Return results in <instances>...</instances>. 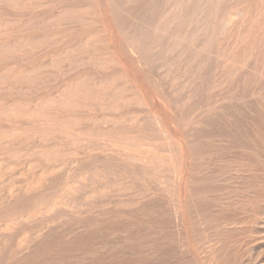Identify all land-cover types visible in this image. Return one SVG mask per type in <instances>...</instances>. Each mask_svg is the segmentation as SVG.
Returning a JSON list of instances; mask_svg holds the SVG:
<instances>
[{
    "label": "rangeland",
    "instance_id": "rangeland-1",
    "mask_svg": "<svg viewBox=\"0 0 264 264\" xmlns=\"http://www.w3.org/2000/svg\"><path fill=\"white\" fill-rule=\"evenodd\" d=\"M2 1H4V2H2ZM11 2V4H14V5H11L9 2ZM25 3H24V2ZM28 1H30L29 3H28ZM16 0V2H15V0H13V2H12V0H0V25H2V26H0V42L3 44V43H6L5 44V46L7 47H3L4 49H0V80H3V78H5L6 80H7V82L6 81H4V83L5 84H3V82L1 83L0 82V86H4L3 88L2 87H0V104H2L3 102H5V100H7L5 103H9V100L10 101H20L21 102V105L23 104V103H26L27 101L28 102H30L32 105L35 103H37L38 105L40 104V102L42 103V104H40V107L43 105V107H41V108H39L40 110H44V107L45 108H49V107H53L54 105H56V104H54L55 102H51L52 101V98L54 99L55 98V96L54 95H56L57 94V92L59 93V91H62L63 92V90H64V88H68L69 86H71V87H74L75 85H77V84H75L74 83V81H76V83L79 81V76H80V81L79 82H82V80L84 79V81L83 82H85V83H80V84H78V85H81V84H86V81H87V83H89L90 85H92V87H90V85L89 84H86L85 86H87V87H90V88H93V86L95 87V86H98L99 84L101 85V84H103L104 83V81H105V83L103 84V87H105L107 84H106V81L108 82H110V80L112 81V83H113V80H114V83L115 82H119V80L121 81V82H119L120 83V89L122 88V90L123 91H126L125 92V94L127 93V91H128V93L126 94L127 96H130L131 95V93H132V89L130 90V88L129 87H125V83L128 85V83H130V81H131V76H133V75H135L136 77H141V78H138V80L140 81V82H142L146 87H149V89L151 90V94H152V96H153V100L155 101L154 102V104L156 105L154 108H155V110H154V108H153V106H152V104L151 105H149L148 107L150 108H148L147 106H145V105H141V107H140V105L139 104H137L136 102H134V103H136V104H133V103H131V105L129 104V102L128 103H126L125 105H123V106H121V107H123L124 108V110L122 109V110H120L121 109V107H119V109H118V111L117 112H114V110L115 109H112V111H111V109L108 107V104L106 105L105 104V106L108 108V109H110V110H108L106 107V109L105 110H103V112L102 111H99V112H97V113H94V114H96V117L99 119V118H104L105 116H106V118H107V116L108 117H110L111 116V118L113 117L114 118V116L113 115H115V117L116 118H114V120H120L121 118H123V119H132V115L135 117H133L134 118V120H136V117H138L139 116V118H140V121L141 122H143L140 126H139V128L140 129H143L142 131H140V129H139V132H141L142 134L144 133V130H145V133L146 134H148V132L150 131V133L148 134V135H150L151 136V138L153 139V140H151V143H157L156 145H157V148H160L161 149V146L159 145V143H161L160 142V140H159V138H156V136H158L157 135V132L159 131V130H157V129H159L158 127H156V125L153 123V121L154 120H152V116H154V114L155 115H159V114H161L160 116L161 117H163L165 120H168L169 122H170V125L171 126H169L170 127V129L171 130H173L174 132H176L175 134H177L178 135V137H181V132L183 131V132H186L185 133V135L186 136H184V137H182V139L184 138L185 139V141L187 142L189 139L188 138H191L190 140H189V146H190V153L191 152H193V151H195V153H194V155L193 156H197L196 158H195V160H193V165H192V167H191V175L193 176V177H190V179L188 180L189 181V183H188V187H189V191H190V194H191V196H189L190 197V199H189V197H188V201H186V205H189L188 206V208L189 209H191V211L192 212H189L188 213V208L186 209V212H187V217L189 218V223H187V226L185 227V229L183 228V231L181 230V228L179 227V228H177V225L176 224H174L175 222V220H174V218H175V216L173 215V212H172V209H167L166 207L167 206H169V205H167V203H165L164 202V206H163V204H161V201H159L158 202V204H157V202L155 201H152V203L151 204H149V208L147 207V206H145L144 208H142L141 210L140 209H138L137 211H135V213H134V216H121V217H118V218H116V217H114V216H112L110 219V221H109V223L107 222H105L106 223V230L105 231H97V230H99V229H95L94 227L95 226H91L90 228H92L91 229V232H94V230H95V232L93 233V234H91L92 236H89V237H91V238H87V239H85V240H83L84 242H82V244H81V246H84V247H86L87 245H90V244H93V241H100V240H103V239H107L108 241H116L117 239V241H120L121 239H124V236H129V235H132L134 232H135V228L133 229V226L134 227H137V225L136 224H132V222H133V220H135L136 218H139V219H143L144 221L145 220H148V221H152V222H149L151 225H153L154 224V226H155V230L156 231H159V229H161V231L163 232V234H162V232L161 231H159L158 233L155 231V230H151V232H152V235H151V232H149L147 235H149V236H154V238L156 239V241L158 240V241H160L161 239L164 241V242H162L161 243V241L160 242H158V244H160L159 245V249H160V254L159 255H157L156 256V259H155V257L153 258V259H151V260H153V261H150L149 262V259L148 260H146V261H144L145 263H147V264H152V262L154 263V264H212V263H214V264H264V88H263V86H264V72H263V70H264V35H261V37L260 36H258V37H256L255 38V34H256V32H257V34L259 35V33L261 34L262 32H264L263 30L260 32L259 31V33H258V29H260V27L259 26H264V21H263V19H264V13H262V12H264L263 10H264V0H243V1H241L239 4L242 6H238V8H240L241 7V10L240 9H238V13H240L241 11V13H242V15L241 14H239V15H236L237 13H235V10H233V8H230L229 6V8L228 7H226L225 8V13H227V14H225L224 12L222 13V12H217V14L215 15V17L217 18V19H213V22H214V20H215V22L213 23V24H215L216 23V25H214V27L215 26H217L216 28V31H215V33L211 36V38H213V39H209L208 40V51H205L204 52V54H205V56H204V54H203V57H202V55H201V57L200 58H203L204 60H203V62L204 63H202V65H198V64H194V63H192V64H190V66H188V69H190V70H188V69H185L184 68V70L182 69V67H180L179 69H175V67L173 68V67H168L166 64H164V60L162 61V59L160 58L161 56H159V54H158V51H154V52H151V54L150 55H148V53L146 52V54L148 55V56H146V55H141V56H139L137 53H131L130 51H129V47H130V45H133V44H137V45H139V44H142L143 43V41H144V37H145V35L146 34H148V33H151L152 32V25H150V24H154L156 21H157V13L155 12V15H156V17H155V15H154V12H152L151 13V11L149 10V11H147L146 9L145 10H141L142 12L143 11H145V12H141L140 10L137 12H135V13H129V12H127V9H128V7H129V5H131L132 4V1L131 2H128V4L126 5L127 6V9H126V6H123L124 8H125V10H124V8H118L117 9V6H116V1L117 0H112L113 2V4H112V7H113V9H111V11L113 12H111V13H109L108 14V16H106V18L108 19V24L110 25V27H109V25L106 23V22H103V16H104V3L102 2V1H100V2H102V4H98V2H97V0H32V2H31V0ZM45 1V2H44ZM73 1V2H72ZM23 2V3H22ZM37 4L38 6H36L35 4ZM44 2V3H43ZM97 2V3H96ZM248 2V3H247ZM252 2V3H251ZM6 3V4H5ZM28 3V4H27ZM34 4L36 7H35V9L32 7V5L31 4ZM50 3V4H49ZM131 3V4H130ZM244 5H243V4ZM246 3V4H245ZM3 4V5H2ZM49 4V5H48ZM82 4V5H81ZM98 6H97V5ZM9 5V6H8ZM16 5V6H15ZM20 5H21V8H20V10H18L19 9V7H20ZM91 7H90V6ZM114 5V6H113ZM8 6V7H7ZM11 6V7H10ZM15 6V7H14ZM84 6H86V7H84ZM247 6V8H245V9H247V10H245L244 11V8L243 7H246ZM25 7H26V9H25ZM31 7V8H30ZM90 7V8H89ZM3 8V9H2ZM68 8V9H67ZM80 8H82V9H80ZM101 8H103V9H101ZM22 9V10H21ZM58 9V11H56ZM101 9V10H100ZM233 11H232V10ZM255 9V11H252V10H254ZM261 9H262V11H261ZM28 10V11H27ZM80 10V12H77V11H79ZM74 11H75V13H74ZM118 11V12H117ZM231 11V12H230ZM240 11V12H239ZM246 11H247V13H246ZM251 11H252V13L254 14H252L251 13ZM3 12H5V13H3ZM22 12H24V13H22ZM34 12V13H33ZM67 12H70V13H67ZM73 12V13H72ZM89 12V13H88ZM97 12V13H96ZM130 12H133V11H130ZM141 12V13H140ZM151 13V14H149V13ZM249 12V13H248ZM3 13V14H2ZM47 13V14H46ZM222 15H221V14ZM246 14L245 16H244V14ZM23 14V15H22ZM25 14V15H24ZM220 14V15H219ZM79 15V16H78ZM139 15V16H138ZM235 15V16H234ZM253 17H252V16ZM2 16V17H1ZM22 16V17H21ZM67 16H68V19H69V17L70 16H77V17H80L81 19L80 20H82V21H84V19H85V21L84 22H82V21H79V23H77V22H75V24L73 23V22H71L70 20H68L67 19ZM94 16V17H93ZM99 18H98V17ZM102 16V17H101ZM116 16V17H115ZM133 16V17H132ZM142 16V17H141ZM244 16V17H243ZM255 16V17H254ZM60 17H62V18H60ZM85 17V18H84ZM90 19H88V18ZM91 17V18H90ZM119 17H120V19H119ZM227 17V18H226ZM228 17H230V18H228ZM235 17V18H234ZM7 20H6V19ZM9 18V19H8ZM24 18H26V19H24ZM71 18V17H70ZM73 18V17H72ZM95 18V19H94ZM114 18H116V20L114 19ZM147 18H149V19H147ZM221 18V19H220ZM223 18H224V20H223ZM27 19H32V20H30L31 21V23L29 24L28 22H30L29 20L27 21ZM49 19H51V20H53V19H55V23L53 22V21H51V20H49ZM88 19V20H87ZM100 19V20H99ZM109 19H112L113 20V22H112V20H110L109 21ZM221 21H219V20ZM229 19V23H226V21ZM251 19V20H250ZM259 19V20H258ZM18 20V21H17ZM24 20V21H23ZM49 20V21H48ZM68 20V23L66 22ZM224 22H223V21ZM231 20H234V21H231ZM250 20V22H248ZM2 21V22H1ZM52 23H51V22ZM58 21V22H57ZM70 21V22H69ZM132 21V22H131ZM136 22V23H134V22ZM218 21V22H217ZM238 21H240V22H237ZM111 22H112V24H111ZM151 22V23H150ZM228 22V21H227ZM231 22H236L235 24H234V26H233V28L231 27V25H230V23ZM15 23H16V25H15ZM23 23H25V25L26 26H28V27H26ZM40 23H41V25H40ZM47 23V24H46ZM54 23V24H53ZM59 23V24H58ZM84 23V25H82V24ZM91 23V25H89ZM104 23V24H103ZM126 23H128V24H126ZM217 23H220V25L219 24H217ZM226 23V24H225ZM240 23V24H239ZM10 24V25H9ZM19 24V26H18V28H17V25ZM24 25V26H22V25ZM32 24V25H31ZM56 24V25H55ZM58 24V25H57ZM76 24H78V25H76ZM224 24V25H223ZM232 25H233V23H231ZM240 25V26H238V25ZM249 24V25H248ZM9 25V26H8ZM14 25V26H13ZM37 25V26H36ZM66 25V26H65ZM73 25L75 26L74 28H73ZM87 25V26H86ZM144 25V26H143ZM221 25H223V26H221ZM228 25V26H227ZM242 25V26H241ZM244 25V26H243ZM5 26H7V27H5ZM11 26H13V27H11ZM33 26V27H32ZM42 26V27H41ZM61 26V27H60ZM78 26V27H77ZM100 26V27H99ZM111 26H115V30L113 29V27H111ZM118 26V27H117ZM147 26H148V28L149 27H151V28H149V29H151L150 30V32H149V29H147ZM219 26V27H218ZM226 26V27H225ZM254 26V27H253ZM256 26L257 27H259V28H256ZM4 27V28H3ZM11 27V28H10ZM16 27V28H15ZM106 27H109L110 28V31H111V34H112V36H114L115 38H116V42L118 41V39H120L118 42L120 43H117L118 44V46L121 48V50H122V56L125 58V60H124V65H125V67H126V69H125V67H123V68H121L122 67V65L121 64H118L119 63V61L117 62V61H115V62H117V63H113L112 62V60L111 61H108V63H107V59L105 60V59H102L103 57H102V55L104 56V58H105V56L107 55V54H109V48H106V44H103V42H105L104 41V39L106 40V32H105V28ZM129 27V28H128ZM145 27V28H144ZM229 29H228V28ZM246 29H245V28ZM251 27L252 28H254V29H251ZM7 28V29H6ZM13 28V29H12ZM38 28V29H37ZM68 28V29H67ZM74 30H73V29ZM96 28H97V30H96ZM112 28V29H111ZM131 28V29H130ZM256 28V29H255ZM91 29H93V30H91ZM130 29V30H129ZM148 31H147V30ZM222 29H225V30H222ZM232 29V30H231ZM233 29H234V31H233ZM238 31H237V30ZM112 30H113V32H112ZM220 30H222V31H220ZM227 30H230L229 32L227 31ZM245 30V31H244ZM256 30V31H255ZM61 31V32H60ZM76 31V32H75ZM78 31V32H77ZM115 31V32H114ZM241 31V32H240ZM245 33H244V32ZM250 31H251V33H250ZM91 32V33H90ZM234 32V33H233ZM48 33V34H47ZM61 33V34H60ZM68 33V34H67ZM76 33H77V35H76ZM78 33L81 35H83V36H85V38H83V36H82V38H80L81 36L80 35H78ZM97 33V34H96ZM101 33V34H100ZM119 33V34H118ZM131 33V34H130ZM252 33H254V37H253V34ZM16 34H19V36H20V39L18 38L17 39V37H15V35ZM25 34V35H24ZM46 36V38H45V36ZM51 36H50V35ZM54 34V35H53ZM59 34V35H58ZM67 35V37H66V35ZM73 34H75V35H73ZM93 34H95L96 36L95 37H92V36H94ZM116 34H118V35H116ZM129 34H130V36H129ZM143 34H145V35H143ZM224 34H225V36H224ZM229 34H231V35H229ZM21 35L23 36H26V37H32L33 36V38H32V40L29 38H26L27 39V41H29V43H28V46H29V48H27V46L25 47V42L27 43V41H22V39L21 38H23V39H25L24 38V36L23 37H21ZM40 35H42L43 37H41ZM92 35V36H91ZM132 35V36H131ZM216 35V36H215ZM39 36V37H38ZM79 36V37H78ZM105 36V37H104ZM117 36V37H116ZM120 36V37H119ZM122 36H124V37H122ZM230 36V37H229ZM50 37V38H49ZM64 37H66V38H64ZM74 37H75V39H74ZM76 37H77V39H78V41H76ZM92 37V38H91ZM119 37V38H118ZM131 37V38H130ZM228 37H229V39H228ZM238 37V38H237ZM244 37V38H243ZM15 38V39H14ZM48 38V39H47ZM64 38V39H63ZM74 40H73V39ZM94 38V39H93ZM224 38H226V39H224ZM231 38H234V39H231ZM254 38V39H253ZM8 39V40H7ZM14 39V40H13ZM16 39L18 40V41H16ZM38 39V40H37ZM66 39V40H65ZM81 39V40H80ZM87 41H86V40ZM130 39V40H129ZM143 39V40H142ZM232 41H231V40ZM240 39V40H239ZM33 40H35V42L33 41ZM48 40V41H47ZM61 40V41H60ZM72 41V42H70V41ZM80 40V41H79ZM84 40V41H83ZM90 40H92V42H93V40H94V43L95 42H102L101 44H103L102 46L100 45V44H98V43H95L94 44V47H95V45L97 46V47H95V49L96 48H98L99 49V51L101 50V52H99V51H97L98 49H96L95 51H97V52H95L94 50H91V49H94V47L93 48H90V46L92 45H88V42ZM96 40V41H95ZM16 43H18V44H20V45H18V44H15L14 42ZM21 41V42H20ZM32 41V42H31ZM37 41V42H36ZM51 41V42H50ZM65 41V42H64ZM75 41H76V43H78V44H76L75 43ZM161 41L163 42V43H165V42H167V39L164 37L163 39H161ZM249 41H250V43H249ZM252 41H253V43H254V45H253V43H252ZM22 42H24V46H23V44H22ZM49 42L52 44V43H54V45H51V44H49ZM86 43L87 42V44L85 45V46H87V47H89L90 49H87V47L85 48V46L83 45V44H81V43ZM92 42H89V44L90 43H92ZM138 42H139V44H138ZM221 44H220V43ZM242 44H241V43ZM246 42H247V44H249V45H247L246 44ZM0 43V46H2V44ZM36 43H39V45L38 44H36ZM62 43H64V44H62ZM65 43H67V44H69V46H71L72 45V47H71V50H73L72 52H74V50H76L74 53L76 54V53H79V55H77L76 54V56H75V58H76V60L77 59H79V57L81 56V59L79 60V61H82V63L85 61V64L83 63L82 65H81V62H79V61H77V62H73L72 60H73V58H74V56H72V57H70L71 55H70V53L72 54V52L71 51H68V52H70V53H68L69 54V56H68V54H67V52H65V54L67 55V57H65V58H59L60 56L58 55L59 54V52H60V54L62 53V54H64V52H62V51H65L64 49V47H62V46H66L67 44H65ZM71 43H75L74 45L73 44H71ZM252 43V44H251ZM30 44L32 45V47L30 46ZM71 44V45H70ZM82 45L86 50H91L93 53H87V52H85L86 50L85 49H83L82 51L83 52H85V53H83V55H84V57L82 58V52H79L80 50H81V48H82V46H81V48H80V46H78V45ZM219 44H220V48H221V46H222V50L224 49V52L223 51H221L220 50V48H218L219 47ZM230 46H228V45ZM258 44V45H257ZM37 45V46H36ZM51 47H50V46ZM212 45V46H211ZM216 45V46H215ZM242 45V46H241ZM244 45H246V46H244ZM21 46H23V48L21 47ZM53 46V47H52ZM74 46H76V47H74ZM93 46V45H92ZM140 46V45H139ZM224 46V47H223ZM238 46V47H237ZM259 46H261V47H259ZM263 46V47H262ZM35 47V48H34ZM40 47V48H39ZM44 48V50H42L43 48ZM47 47V48H46ZM73 47H74V49H73ZM101 47V48H100ZM215 47V48H214ZM249 47V49L247 50V48ZM255 49H254V48ZM257 47V48H256ZM20 48H22L23 49V51H21V49ZM80 48V49H79ZM218 48V49H217ZM231 48V49H230ZM237 48V49H236ZM240 50H239V49ZM259 48V49H258ZM9 49V50H8ZM12 49V51H10ZM14 49V50H13ZM20 49V50H19ZM40 49V50H39ZM46 49V50H45ZM52 49V50H51ZM67 50L68 49H70L69 47L68 48H66ZM79 49V50H78ZM104 49H107V50H105L106 51V55H105V53L103 54V52H105V51H103ZM228 49H229V51H228ZM253 49H254V51H253ZM257 49V50H256ZM41 50L43 51V53L41 52ZM66 50V51H67ZM226 50V51H225ZM236 50H239V51H236ZM9 51L11 52V53H9ZM14 51H16L17 52V56H14L15 55V52ZM40 51V52H39ZM91 51H89V52H91ZM103 51V52H102ZM235 51L238 53H235ZM242 51V52H241ZM253 51V52H252ZM4 52V53H3ZM12 52H14L13 54H12ZM31 52V53H30ZM46 52H47V54H46ZM52 52H55L54 54H53V56H51L50 57V55H51V53ZM24 53V54H23ZM28 53V54H27ZM36 53V54H35ZM50 53V54H49ZM58 53V54H57ZM73 53V55H75ZM96 53V54H95ZM127 53V54H126ZM231 53V54H230ZM252 53V54H251ZM255 55H254V54ZM8 54V55H7ZM29 56V54L32 56H27V55ZM33 54V55H32ZM43 56H42V55ZM64 54V55H65ZM85 54H86V56H85ZM91 55V57L92 56H94V57H92V60H93V58H99V57H102V58H99V59H101V60H98V61H101V63L100 64H98V66H95V65H97L96 63H99V62H95V60L93 61L94 62V64H93V66H92V64L91 63H93V62H91V61H89L88 59H90V55ZM93 54V55H92ZM96 56H95V55ZM99 54H101V56L99 55ZM130 54V55H129ZM153 54H154V56H153ZM213 54V55H212ZM237 54V55H236ZM5 55H7V56H5ZM12 55H13V57H12ZM23 55V57H21ZM24 55H26L25 56V58H24ZM56 56V58H55V56ZM126 55V56H125ZM211 55V60H209V56ZM219 55V56H218ZM239 55H241V56H239ZM262 55V56H261ZM21 58H20V57ZM79 56V57H78ZM217 58H216V57ZM222 56H224V57H229V56H231L230 58H229V60H231V61H229V62H231L232 64H230V66L229 65H227V66H224V68H223V66H222V61H220V59L222 58ZM239 56V57H238ZM247 56V59L245 58ZM261 56V57H260ZM4 57V58H3ZM6 57H9V59H7ZM11 57L13 58L12 60H11ZM19 57V58H18ZM61 57H64V56H61ZM68 57H70V58H68ZM139 57V58H138ZM167 57H170V58H167V63L170 61V59L172 58L173 60H175V56L174 55H170V54H168V56ZM207 57V58H206ZM212 57H215L216 59H214V58H212ZM263 57V58H262ZM26 58H27V60H26ZM44 60H43V59ZM67 58H68V60L70 59L73 63H77V64H79L80 63V66H78L77 67V64L76 65H74V64H70V66L72 67V68H68V70H67V73H66V71H64V70H62V69H59V68H57V66H55L56 68H57V70H60V71H58V73H57V70H51V68H50V64H54V60L55 61H61L62 59H64V61H68L67 60ZM72 58V59H71ZM74 58V59H75ZM106 58H109V55H107V57ZM111 58V57H110ZM127 58V59H126ZM145 58V59H144ZM149 58H151V59H149ZM244 58V59H243ZM24 59H25V61H24ZM61 59V60H60ZM140 59V60H139ZM171 59V60H172ZM213 59V60H212ZM241 59V60H240ZM250 59H252V60H250ZM50 60L52 61L51 63H49V65H48V62H50ZM76 60H74V61H76ZM84 60V61H83ZM88 60V61H87ZM91 60V59H90ZM105 61V63L103 64V65H105V66H102V62H104ZM145 62H144V61ZM149 60H151V61H149ZM205 60H206V62H205ZM215 60V61H214ZM244 60V61H243ZM17 61V62H16ZM64 61H61L60 62V64L59 65H61V63L63 64L64 63ZM70 61V62H71ZM140 61V62H139ZM148 61V62H147ZM208 61V62H207ZM213 61H214V63H213ZM24 62V63H23ZM41 62H42V64H41ZM109 62H111V63H113L112 65H111V63H109ZM142 62H144V63H142ZM237 62V63H236ZM241 62H243V64L241 63ZM44 63V64H43ZM45 63H47V64H45ZM87 63H89V64H87ZM109 64V65H107V64ZM149 63V64H148ZM151 63V64H150ZM262 63V64H261ZM10 66H9V65ZM21 64V65H20ZM57 64V65H58ZM117 64V65H116ZM209 64V65H208ZM240 66H239V65ZM14 65H16V66H14ZM42 65H43V69H41V68H39L38 66H41L42 67ZM48 65V70H46L45 68H46V66ZM55 65H56V63H55ZM58 65V66H59ZM73 65H74V67H75V69H74V67H73ZM156 65H158V68L156 67ZM212 65V66H211ZM237 65H238V67H237ZM260 67H259V66ZM17 66H21L22 68H21V71H22V69L24 68H26V69H29V70H26V71H24V72H21V71H18L19 69L17 68ZM30 66V67H29ZM45 66V67H44ZM54 66V65H53ZM52 66V69H56V68H54ZM114 66V67H113ZM119 68H118V67ZM166 66H167V68H166ZM194 66V67H193ZM209 68H208V67ZM221 66V67H220ZM229 66V67H228ZM236 66V67H235ZM33 67V68H32ZM34 67H38L39 69H41V70H39V69H37V68H35V70H36V72H35V70H34ZM80 67V68H79ZM82 67V68H81ZM110 67V69H109V72H108V68ZM112 67V68H111ZM134 67H135V69H134ZM148 67V68H147ZM150 67V68H149ZM156 67V68H155ZM191 67H192V69H191ZM15 68L16 69H18V70H15ZM34 70V72H32L33 70ZM77 68V69H76ZM114 68V69H113ZM166 68V69H165ZM205 68H206V70H207V68L209 69V70H205ZM225 68H227V69H225ZM246 69V71H245V69ZM2 69H4V70H2ZM32 71H31V70ZM69 69H73L72 71H73V73L72 72H70L69 71ZM82 71H81V70ZM86 69V70H85ZM122 69V70H121ZM129 69V70H128ZM147 69V70H146ZM113 70V71H112ZM139 70V71H138ZM152 70H153V72H152ZM192 70V71H191ZM217 70V71H216ZM249 70H251V71H249ZM3 71H7L6 73V75L7 76H5V72H3ZM30 71V72H29ZM50 71H51V73H50ZM62 71H64V72H62ZM85 71V72H84ZM107 71V72H106ZM112 71V72H111ZM125 71V72H124ZM147 71V72H146ZM156 71V72H155ZM163 71L165 72V73H163ZM204 71V72H203ZM3 72V73H2ZM21 72V73H20ZM27 72V73H26ZM77 72V73H76ZM88 72H89V74L90 75H88ZM121 74H120V73ZM126 73V75H127V73H128V75L127 76H123L124 75V73ZM143 72V73H142ZM172 72V73H171ZM210 72V73H209ZM219 72V73H218ZM223 72V73H222ZM228 72V73H227ZM261 72V73H260ZM33 73H34V75H36V73H37V75L39 74V76H35L34 78H32V79H36L37 77L38 78H40V79H42V81H40L39 79H38V82H41V83H39L38 84V82L35 80V81H33L30 77L32 76L33 77ZM43 74L42 76H41V74ZM59 73L62 75V77H60L61 75H59ZM65 73H66V75H65ZM79 73V74H78ZM81 73V74H80ZM85 73V74H84ZM123 73V74H122ZM168 73V74H167ZM196 73H198V74H196ZM226 74V75H223V74ZM255 73V75H253ZM29 74H32L31 76L29 75ZM54 74V75H53ZM55 74H57L56 76H55ZM93 74V75H92ZM112 74V75H111ZM114 74V75H113ZM118 74V76H116ZM131 74V75H130ZM137 74V75H136ZM195 74V75H194ZM211 74V75H210ZM222 74V75H221ZM227 74H228V76H227ZM246 74V75H245ZM248 74V75H247ZM72 75V76H71ZM75 75V76H74ZM84 75V76H83ZM96 75V76H95ZM121 77H120V76ZM142 75V76H141ZM168 75V76H167ZM196 75H198V76H196ZM258 75V76H257ZM12 76V77H11ZM91 76H93V77H91ZM100 77V78H102V80L104 79V77H106V79H104L103 80V83L101 82V79H100V83L98 84V82H99V80H98V78H96V77ZM102 76V77H101ZM123 76V77H122ZM165 76H167V78H165ZM189 76H190V78H189ZM232 76V77H231ZM236 76H237V78H236ZM250 76V77H249ZM3 77V78H2ZM25 77V78H24ZM28 77L31 79H28ZM58 77V78H57ZM70 77V78H69ZM89 77H90V79H89ZM143 77V78H142ZM148 77V78H147ZM163 77V78H162ZM192 77V78H191ZM223 77V78H222ZM262 77V78H261ZM21 78V79H20ZM54 78V79H53ZM89 79V81H88V79ZM92 78H94V79H92ZM95 78H96V80H95ZM159 78V79H158ZM161 78H162V81H161ZM178 78V79H177ZM231 78V79H230ZM4 79V80H5ZM23 79V80H22ZM26 81H25V80ZM87 79V80H86ZM156 81H155V80ZM218 79V80H217ZM22 80V81H21ZM29 80H30V82H29ZM72 80V81H71ZM78 80V81H77ZM92 80H94V81H97V83H95V82H93ZM125 80H127V81H125ZM154 80V81H153ZM165 80V81H164ZM200 80V81H199ZM212 80V81H211ZM240 80H242V81H240ZM259 80H262V81H259ZM24 81V82H23ZM32 81V82H31ZM55 81V82H54ZM59 81V82H58ZM125 81V82H124ZM197 81H198V83H197ZM216 81H218V83L216 82ZM237 81V82H236ZM253 81V82H252ZM35 82H37V83H35ZM43 82H45V83H43ZM51 82H53V83H50ZM74 83V85L72 84V83ZM108 82V83H109ZM155 82H156V84H155ZM165 82V83H164ZM169 82V83H168ZM190 82V83H189ZM201 82V83H200ZM216 84H215V83ZM222 82V83H221ZM242 82H245V83H243L242 84ZM26 83L28 84L27 85V89H29V88H31V84L30 83H32V88H36V89H38V90H36L38 93H35L36 91H35V89L33 90V89H30L29 91L31 92H29L28 90H26V88H24L23 86L24 85H26ZM68 83V84H67ZM160 83V84H159ZM171 83V84H170ZM189 83V84H188ZM200 83V84H199ZM212 83V84H211ZM234 83V84H233ZM237 85H236V84ZM240 83V84H239ZM10 84V85H9ZM50 84V85H49ZM52 84H54V85H52ZM71 84V85H70ZM158 84V85H157ZM191 84V86H188V85H190ZM217 84H220V85H217ZM245 84H247V85H245ZM261 84H263L262 86H261ZM5 85H7V87L5 86ZM11 85H13V87L11 86ZM18 85V86H17ZM20 85V86H19ZM23 85V86H22ZM57 85H58V89H56L57 88ZM67 85V86H66ZM155 85L157 86V87H155ZM224 85V86H223ZM8 86H10V88H12V89H10ZM22 86V87H21ZM28 86H30L29 88H28ZM52 86V87H51ZM61 86V87H60ZM64 86V87H63ZM159 86V87H158ZM162 86H164V87H162ZM181 86H182V88H183V90H182V88H181ZM211 86V87H210ZM215 86V87H214ZM216 86H218V87H216ZM228 86V87H227ZM239 86V87H238ZM251 86H252V88H251ZM261 86V87H260ZM18 87V89L20 90V92H19V90L18 89H16ZM21 87V88H20ZM168 87V88H167ZM191 87V88H190ZM193 87V88H192ZM9 88V89H8ZM40 88V89H39ZM62 88V89H61ZM176 88V89H175ZM194 88H196V89H194ZM212 88V89H211ZM220 88V89H219ZM236 88V89H235ZM243 88V89H242ZM261 88V89H260ZM6 89V90H5ZM26 91L25 93L23 92L22 93V91H24V90ZM201 91H200V90ZM210 89V90H209ZM232 89V90H231ZM244 89H246V90H244ZM14 90V91H13ZM176 90H178V91H176ZM180 90V91H179ZM198 90V91H197ZM212 90V91H211ZM214 90V91H213ZM220 90V91H219ZM242 90V91H241ZM250 90H252V92L250 91ZM255 90V91H254ZM7 91V92H6ZM9 91V92H8ZM12 91V92H11ZM129 91L131 92L130 93V95H129ZM211 91V92H210ZM216 91H218L217 93H221L223 96V100H222V102L220 103V101H219V103L220 104H216V103H213V101L211 100L212 98H211V94L213 93V92H215L216 93ZM41 92V93H40ZM51 94H49V93ZM178 92H180V93H178ZM194 92V93H193ZM199 92V93H198ZM201 92V93H200ZM203 92V93H202ZM205 92V93H204ZM225 92V93H224ZM256 92H259V93H256ZM14 94V96H13V94ZM28 93V94H27ZM40 93V94H39ZM54 93V94H53ZM185 93V94H184ZM189 94L190 95V99L189 98H186L185 97V95L186 94ZM191 93V94H190ZM209 93V94H208ZM224 93V94H223ZM227 93V94H226ZM7 94V95H6ZM22 94H27V95H22ZM35 94H37V95H35ZM182 94V95H181ZM226 94V95H225ZM20 95H21V100H19V98H20ZM30 95V96H29ZM54 97H53V96ZM160 95V96H159ZM174 95H176V96H174ZM192 95V96H191ZM204 95V96H203ZM48 96L50 97V98H48ZM200 96H202V97H200ZM23 97H24V99L25 100H23ZM33 97V98H32ZM52 97V98H51ZM130 97H132V95L130 96ZM129 97V98H130ZM160 97V98H159ZM163 97V98H162ZM226 97V98H225ZM229 97H230V99H229ZM170 98V99H169ZM204 98H205V100H204ZM50 99H51V101H50ZM105 99V98H104ZM104 99H103V101H104ZM168 99V100H167ZM196 99V100H195ZM199 99H203L204 101V103L203 102H201V100H200V102L198 103V101H199ZM40 101V102H39ZM105 101H107V98H106V100ZM184 101V102H183ZM232 101V102H231ZM197 102V103H196ZM209 102V103H208ZM213 104H212V103ZM226 102V103H225ZM235 102V103H234ZM237 102V103H236ZM50 103H53L52 105H50ZM107 103V102H106ZM163 103V104H162ZM167 103V104H166ZM182 103V104H181ZM184 103L185 104H187V105H184ZM201 103H203V104H201ZM34 104V105H35ZM36 104V105H37ZM46 104H48V105H50V106H46ZM159 104V108H158V105ZM170 104V111H169V109L167 108V107H169L168 105ZM191 106H190V105ZM211 104H212V106H211ZM240 104V105H239ZM3 105V104H2ZM24 105V104H23ZM35 106V107H39V106ZM130 105V106H129ZM181 106V108L179 107V110H178V106ZM182 105L183 106H185L184 107V109L186 108V110L184 111V109H183V107H182ZM219 105H221V106H219ZM226 105V106H225ZM228 105V106H227ZM249 105V106H248ZM254 105V106H253ZM124 106H126V107H124ZM127 106H128V108H127ZM172 106V107H171ZM58 107H60V105L58 106ZM131 107L133 108V109H131ZM152 107V108H151ZM157 107V108H156ZM216 107V108H215ZM235 107H236V109H235ZM240 107V108H239ZM243 107V108H242ZM255 107V108H254ZM262 107V108H261ZM125 108H127V109H125ZM160 108H162V109H160ZM174 108V109H173ZM206 108V109H205ZM218 108V109H217ZM221 108V109H220ZM224 108V109H223ZM36 109H38V108H36ZM38 109V110H39ZM137 109V110H136ZM149 109V110H148ZM192 109V110H191ZM227 109H228V111H227ZM244 109V110H243ZM96 110H98V109H95V110H90V112H89V114L91 115V114H93L92 113V111H96ZM99 110H102V109H99ZM120 110V111H119ZM138 110H140V111H138ZM161 110V111H160ZM163 110H165V111H163ZM188 110H189V113H188ZM241 110V111H240ZM129 111V112H128ZM132 111V112H131ZM135 111V112H134ZM139 112V114H137L138 112ZM172 111V112H171ZM180 111V112H179ZM182 111V112H181ZM245 111V112H244ZM251 111V112H250ZM106 112H108V113H106ZM112 112V113H111ZM114 112V113H113ZM123 112H124V114H123ZM158 112V113H157ZM162 112V113H161ZM185 113V116L186 117H184V116H181L182 114H184ZM198 112V113H197ZM200 112V113H199ZM217 112V113H216ZM227 112V113H226ZM101 113H103V115H101ZM152 113V114H151ZM171 113H173L174 115H171ZM180 113V114H179ZM231 113V114H230ZM81 116H86L85 115V113L84 112H81V113H79ZM107 114H109V115H107ZM118 114H120V117H121V114H122V117L120 118L119 116H118ZM129 115V117L130 118H127L126 116L127 115ZM135 114V115H134ZM164 114V115H163ZM179 114V115H178ZM200 114V115H199ZM217 114V115H216ZM220 114H222V115H220ZM240 114V115H239ZM124 115H126V116H124ZM131 115V116H130ZM152 115V116H151ZM169 115V116H168ZM192 115H195L194 117H196V118H191L192 117ZM219 115V116H218ZM149 116V117H148ZM188 116V117H187ZM200 116V117H199ZM221 116V117H220ZM235 116V117H234ZM247 116V117H246ZM4 117V118H3ZM126 117V118H125ZM142 117H143V120H142ZM232 117V118H231ZM139 118H138V120L137 121H139ZM172 118H173V122H172ZM184 118H185V120H184ZM187 118H188V123L186 122V120H187ZM197 118H199V123L198 122H195V119H197ZM201 118H202V120H201ZM213 118H214V120H213ZM220 118H221V120H220ZM250 118H251V120H250ZM4 120V121H3ZM5 120H7V121H9L10 120V118L8 117V116H3V115H1L0 116V129L1 128H3L2 130H4V132L3 133H5V130H6V124H7V122H5ZM146 120V121H145ZM176 120V121H175ZM178 120V121H177ZM209 120V121H208ZM238 120H240V121H238ZM3 121V122H2ZM212 121H214V122H211ZM222 121V122H221ZM245 121V122H244ZM150 122V123H149ZM205 122H208V123H205ZM248 122H250V123H248ZM9 123H10V121H9ZM173 123V124H172ZM180 123V124H179ZM192 123H194L195 124V126L192 124ZM222 123V124H221ZM252 123V124H251ZM151 124V125H150ZM199 124V125H198ZM224 124V125H223ZM234 124V125H233ZM246 124V125H245ZM146 125V126H145ZM176 125H179L180 127H178V126H176ZM182 125V126H181ZM227 125V126H226ZM237 125V126H236ZM250 125H252V126H254V125H256V126H254V127H252V126H250ZM90 126V125H89ZM121 126H122V128H121ZM176 126V127H175ZM232 126V127H231ZM243 126V127H242ZM118 127L120 128V129H118ZM154 127H156V128H154ZM175 127V128H174ZM196 127V128H195ZM198 127H199V129H198ZM203 127V128H202ZM229 127V128H228ZM247 127H248V129H247ZM250 127V128H249ZM89 127H88V125L86 126V129H88ZM123 128H126L125 126H123V125H118L117 127H116V129H118V130H121V129H123ZM146 128V129H145ZM150 128V129H149ZM178 131L179 129V131L177 132L176 130ZM221 129V130H220ZM231 129H232V131H231ZM235 129V130H234ZM254 131V132H252V133H254V134H252V133H250L251 131ZM253 129V130H252ZM155 130H157V131H155ZM224 130V131H223ZM1 131V130H0ZM152 131H155V133L154 132H152ZM203 132V133H202ZM215 132V133H214ZM224 132V133H223ZM226 132V133H225ZM228 132V133H227ZM247 132V133H246ZM0 133H2V132H0ZM136 133V134H135ZM133 135V137L134 138H141V136H139V134L140 133H138V132H135ZM189 133V134H188ZM195 133H197V134H195ZM233 133V134H232ZM249 133V135L251 136V139L253 140L252 142V146L250 145L251 144V142H250V144L249 143H247V140L249 139V138H247V136L248 135H246V136H244V138H243V135H245V134H248ZM183 134V133H182ZM218 134V135H217ZM223 134V135H222ZM225 134V135H224ZM227 134V135H226ZM184 135V134H183ZM189 135L191 136V137H189ZM193 135V136H192ZM152 136H154V137H152ZM240 136V137H239ZM188 139H186V138ZM195 137V138H194ZM211 137V138H210ZM218 137V138H217ZM223 137V138H222ZM226 137V138H225ZM228 137V138H227ZM93 138H97L98 139V136H93ZM215 138V139H214ZM245 138H247L246 140H245ZM25 138H22L21 140H19V141H23V143L22 144H24V146L19 142L18 143V141H15V142H13V144H12V148H14V149H12L13 150V152L15 151V149L16 150H18L19 149V153H17V151H15L16 152V155H13L12 157H11V150H10V152L8 153V154H5V156L4 157H0L1 159H0V163H4L3 165L2 164H0V173L2 174L1 176H0V183H2L3 181H4V179L7 181H4L3 183L5 184V186H4V184L3 185H1L0 184V186H3V188H1L0 187V189L2 190L3 189V191H0L1 193V195L3 194L2 192H6L5 194H3V196H5L6 194H7V192H8V190L9 189H7V190H4V189H6V188H8V186H9V188L11 187L12 189L13 188H17V187H19V186H21L22 184L24 185V182H28L27 181V177H30V178H28L29 180L31 179L32 181L35 179V177L37 176V174L39 175V172L42 170V168H44V166H45V164L44 163H39L38 164V162H36L35 160H33L31 163H30V166H29V164H28V162L26 163L25 161H26V159L28 160V158H24L23 156H22V154H25V152H26V154H27V150L24 152L23 150H25V149H23V148H25V146L27 147L28 146V151H29V153L30 152H32V150L34 149V147H35V142L33 141V140H31L32 138H26L27 140H30L29 142L28 141H26V139L24 140ZM157 141H156V140ZM176 139H179V138H176ZM212 139V140H211ZM230 139V140H229ZM233 139V140H232ZM257 139V140H256ZM159 140V141H158ZM226 140V141H225ZM47 141V140H46ZM153 141V142H152ZM169 141H173V139L172 138H170L169 139ZM191 141V142H190ZM211 141V142H210ZM215 141V142H214ZM221 141V142H220ZM223 141V142H222ZM225 141V142H224ZM240 141V142H239ZM242 141V142H241ZM26 142H28L29 144L30 143H32V144H30V146H29V144L27 143L26 144ZM35 144H34V143ZM43 142V141H42ZM54 142L55 143H57L55 140H54ZM54 142H52V143H54ZM213 142V143H212ZM246 142V143H245ZM52 143H50V142H46V143H44L46 146H44V148L46 149V150H54L55 149V146H54V144H52ZM218 143V144H217ZM237 143V144H236ZM15 144H16V148H15ZM17 144H21L22 145V147H20L19 145V147L17 146ZM43 144V145H44ZM47 144H49V148L47 147L48 145ZM174 144H175V142H174ZM191 144H192V146H191ZM227 144V145H226ZM235 144V145H234ZM247 144V145H246ZM248 144L250 145V147L248 146ZM257 144V145H256ZM32 145V146H31ZM50 146L51 147H53V148H51L50 149ZM75 146L77 147V149L75 148ZM168 146L169 145H167V146H165V147H167L168 148ZM171 146V145H170ZM169 146V148H168V151H166V153H165V151H162V150H159L161 153H160V155H162V156H170V158H171V156L173 155V153L175 152V149H173V146H171L170 147ZM175 146H177V144L175 145ZM174 146V147H175ZM228 148H227V147ZM232 146V147H231ZM239 146V147H238ZM243 146H244V148H243ZM246 146V147H245ZM5 147H8V146H5ZM18 147V148H17ZM66 147H68V149H69V147L71 148V146H66ZM79 146L77 145V144H74V146L72 145V149L71 150H73L72 152H74V149H76L77 151H82L83 149L82 148H78ZM192 147V148H191ZM199 147V148H198ZM242 147V148H241ZM251 147H253V148H251ZM74 148V149H73ZM93 148V147H92ZM198 149L199 150V152H198V150H196V149ZM205 148H207V150L205 149ZM233 148V149H232ZM11 149V148H10ZM27 149V148H26ZM67 148H65L63 151H62V153L63 154H65L64 153V151L66 152L67 151V157L69 156L73 161L71 162V164L73 163V165H72V167H71V172L72 171H75L76 170V168L80 165L79 163L80 162H78V163H76V161H75V159L77 158V156H78V154H77V156H75V155H72V152H71V150L69 151ZM174 150V151H172V150ZM201 149V150H200ZM229 149V150H228ZM243 149V150H242ZM204 150H206L205 152H204ZM259 150V151H258ZM8 151H9V147H8ZM69 151V152H68ZM77 151H76V153H77ZM94 151V150H93ZM170 151H171V153H172V155H171V153H170ZM208 151V152H207ZM239 151H240V153H242V154H240L239 153ZM258 153H257V152ZM23 152V153H22ZM78 152V153H79ZM98 153V150H95L94 151V153L93 154H95V153ZM165 153V155H164V153ZM168 152V153H167ZM210 152H212V153H210ZM221 152V153H220ZM236 152V153H235ZM69 153V154H68ZM205 153H208V155L206 156H204V154ZM244 153V154H243ZM247 153V154H246ZM254 153V154H253ZM11 154V155H10ZM13 154H15V153H13ZM17 154H19V155H17ZM30 154H32V153H30ZM74 154H75V152H74ZM80 154V153H79ZM158 154H159V152H158ZM193 153H191V155H192ZM214 154V155H213ZM253 154V155H252ZM20 155H21V157H20ZM97 155H99V154H97ZM202 155V156H201ZM244 157H243V156ZM251 157H250V156ZM14 156H17L16 158L18 159V157H20V158H22V159H18V160H22L21 162L20 161H18L17 159V162H16V160H10L11 158H13ZM34 155H31V156H29V157H33ZM201 156V157H200ZM228 156V157H227ZM96 157H98V156H96ZM173 157V156H172ZM198 157H200V158H198ZM231 157V158H230ZM250 157V158H249ZM254 157V158H253ZM235 158V159H234ZM256 158V159H255ZM7 159H9V160H7ZM30 159V158H29ZM32 159H34V158H32ZM238 159V160H237ZM249 159H251V160H249ZM263 159V160H262ZM232 161V164H231V161ZM236 160H237V162H236ZM240 160V161H239ZM248 160V161H247ZM4 161V162H3ZM14 161V162H13ZM35 161V162H34ZM195 161H197V163L195 162ZM235 161V162H234ZM252 161V162H251ZM5 162H6V164L7 165H9V166H7V168L6 169H4V166H6V164H5ZM234 162V163H233ZM239 162V163H238ZM241 162V163H240ZM250 162V163H249ZM34 165H33V164ZM75 163H76V165H75ZM85 163V162H84ZM87 163V162H86ZM209 163V164H208ZM244 163V164H243ZM247 163V164H246ZM253 163V164H252ZM11 164V165H10ZM12 164H14L13 166H12ZM17 164H19L18 165V169H16L17 168V166L16 165ZM23 164H25V165H23ZM44 164V165H43ZM236 164V165H235ZM239 164V166L240 167H238L237 165ZM24 167H22V166ZM43 165V166H42ZM194 165L196 166V168L194 167ZM215 165V166H214ZM233 165V166H232ZM251 165H253V166H251ZM15 166H16V168H15ZM33 166H34V168H35V171L36 170H39L38 171V173H37V171L36 172H34V170L32 171V169H33ZM199 168H198V167ZM223 166V167H222ZM238 167L237 169L239 170H241V169H243V170H241V171H234V169L232 168V167ZM243 166L245 167V168H243ZM250 167V168H248V167ZM19 167H21V168H23L25 171H27L26 173L25 172H23V169L22 170H20V168ZM31 168V174L33 175H31L30 176V173H29V170L30 169H27V168ZM36 167H37V169H36ZM74 167H75V169H74ZM222 167V169H220ZM226 169H225V168ZM235 167V168H236ZM13 168V171L12 170H10V169H12ZM38 168H40V169H38ZM232 168V170H229V169H231ZM2 169H4V170H2ZM16 169V170H15ZM198 169H200V170H198ZM202 169V170H201ZM251 169V170H250ZM1 170H2V172H1ZM5 170H7V171H5ZM197 171V172H196ZM205 171V172H204ZM245 173H244V172ZM4 172V173H3ZM6 172H7V175H8V173H10V175L8 176V177H6L7 175H6ZM19 172H21V175L23 174V176L25 177V179H26V181H25V179L23 178V180H24V182H23V180L21 179V181H20V178L21 177H18V176H16L17 174H19ZM88 172V171H87ZM165 172V171H164ZM163 172V173H164ZM167 172V171H166ZM169 172H171V175L173 174V172L172 171H169ZM199 172V173H198ZM231 172H234L233 173V175H232V173ZM241 172V173H240ZM29 173V174H28ZM34 173L36 174V175H34ZM46 173V172H45ZM44 173V175L46 176L47 174H45ZM197 173V174H196ZM220 173V174H219ZM6 176H5V175ZM13 174V175H12ZM14 174H16V175H14ZM167 174L168 173H165V177H164V174H163V177L165 178V179H163V177H161L160 179H162V180H156V183L158 184V187H159V185H160V187H161V190H162V193H164V188H162V186H163V184L166 182V183H168L170 186L172 185V183L173 182H171V181H174V178L172 177V176H170L169 174V177H168V179L166 180V176H167ZM208 176H207V175ZM214 174V175H213ZM237 174H239V176H241V177H243V178H241V177H239ZM20 175V174H19ZM20 175V176H21ZM26 175H28L27 177H26ZM212 175V176H211ZM242 175H244V176H242ZM2 176H5L6 178H4V177H2ZM10 176L11 177H13V180L14 181H10V179L12 180V178H10ZM16 176V177H15ZM22 176V177H23ZM195 176V177H194ZM212 177V178H210V177ZM18 177V181H15V180H17L16 178ZM33 177H34V179H33ZM197 177V178H196ZM207 177H209V178H207ZM10 178V179H9ZM15 178V179H14ZM37 178V177H36ZM169 178H171V181L169 180ZM172 178H173V180H172ZM193 178V179H192ZM221 180H223V181H221ZM224 178V179H223ZM196 179H198V181L196 180ZM207 179H209V180H207ZM230 181H229V180ZM245 179V180H244ZM251 179H253V180H251ZM151 181H149L148 180V184L151 186H153V188H155L156 189V183H155V181L154 180H152V179H150ZM168 180H169V182H168ZM227 180V181H226ZM244 180V181H243ZM153 181V182H152ZM158 181L159 182H163V181H165L164 183H158ZM214 181V182H213ZM9 182V183H8ZM12 183V185H11V183ZM17 182V183H16ZM22 182V183H21ZM30 183H32L31 181H29ZM152 182V184H150ZM204 182V183H203ZM6 183H7V187H6ZM19 183H21V185H19ZM154 183H155V187H154ZM165 183V184H166ZM191 183V185H189ZM200 184V185H198V184ZM207 183V184H206ZM213 183H215V184H213ZM13 184H17V185H19V186H15V185H13ZM128 184V183H127ZM161 184H162V186H161ZM164 184V187H165V192H166V185ZM193 184V185H192ZM238 184V185H237ZM128 185H130V184H128ZM168 185V186H169ZM201 185H202V187H201ZM190 186H192V188H193V190L191 189V187ZM158 187H157V189H158ZM194 187H195V189H198V191L197 190H194ZM251 187H253V188H251ZM58 189V187H56V185L53 187V188H49V189H47V190H45L46 192H49L50 194H51V192H55L57 189ZM168 188V187H167ZM173 188H174V186H172V190H173ZM202 188V189H201ZM204 188H205V190H204ZM170 189H171V187L169 188V191H170ZM232 189V190H231ZM50 190V191H49ZM53 190V191H52ZM159 190H160V188H159ZM192 190V191H191ZM194 191V192H193ZM197 191V192H196ZM206 191V192H205ZM168 192V191H167ZM193 192V193H192ZM199 192V193H198ZM222 193V194H221ZM224 193V194H223ZM165 195H166V193H164ZM168 194H171V193H169L168 192ZM168 194H167V196H168ZM236 194V195H235ZM1 195H0V197H1ZM198 195H199V199H198ZM209 196L210 198H208L207 196ZM218 195V196H217ZM246 195V196H245ZM3 196H2V198H3ZM194 196V197H193ZM217 196V197H216ZM243 196V197H242ZM220 197V198H219ZM245 197V198H244ZM247 197V198H246ZM196 198H197V200H198V204L196 203L197 202V200H196ZM212 198V199H211ZM224 198H225V200H224ZM235 198V199H234ZM193 199V200H192ZM222 199V200H221ZM189 200H191L192 201V205H191V201H190V204L188 203L189 202ZM199 200H200V202H199ZM208 200V201H207ZM195 203H194V202ZM207 201V202H206ZM226 201V202H225ZM240 201V202H239ZM243 201L245 202V203H243ZM168 202V201H167ZM224 202V203H223ZM162 203H163V201H162ZM209 203V204H208ZM229 203V204H228ZM154 206H153V205ZM201 204H203V205H201ZM208 204V205H207ZM225 204H228V205H225ZM150 205H152V206H150ZM160 205H162V206H160ZM191 205V206H190ZM195 205V206H194ZM254 205V206H253ZM193 206H194V208H196V206H197V209H194L193 208ZM200 206V207H199ZM202 206V207H201ZM206 206H207V209H206ZM234 206V207H233ZM237 206V207H236ZM250 206V207H249ZM161 207H162V209H161ZM170 207V206H169ZM168 207V208H169ZM210 209H209V208ZM228 207H230V208H228ZM253 207V208H252ZM164 208V209H163ZM167 209V211H166V209ZM171 208V207H170ZM202 208V209H201ZM225 208V209H224ZM244 210H243V209ZM151 209H153V210H151ZM193 209V210H192ZM205 209V210H204ZM239 211H238V210ZM251 209V210H250ZM253 209V210H252ZM143 210H144V212H143ZM151 210V211H150ZM157 210V211H156ZM159 210V211H158ZM169 210H170V212H171V214L173 215V216H171V214L170 213H168L169 212ZM203 210V211H202ZM207 210V211H206ZM229 210V211H228ZM248 210V211H247ZM167 213H166V212ZM197 213H196V212ZM211 211V212H210ZM212 211L214 212V213H212ZM218 211V212H217ZM228 211V212H227ZM233 211V212H232ZM234 211H235V213H234ZM250 211V212H249ZM152 212H154L153 214H152ZM206 212V213H205ZM209 212H210V214H209ZM218 214H217V213ZM222 212V213H221ZM231 212V213H230ZM250 213V215H249V213ZM139 213V214H138ZM141 213H144V214H141ZM158 213V214H157ZM238 213L240 214V215H238ZM254 213V214H253ZM263 213V214H262ZM167 214V215H166ZM189 214H192V215H190L189 216ZM194 214V215H193ZM196 214H198V215H196ZM206 214V215H205ZM217 214V215H216ZM221 214V215H220ZM229 214V215H228ZM237 214V215H236ZM246 214V215H245ZM137 217H136V216ZM152 215H153V217L155 218H153L152 217ZM159 217H157V216ZM163 216V217H161L160 218V216ZM170 215V216H169ZM209 215H211L210 217H209ZM219 215V216H218ZM243 215H245V216H243ZM253 215V216H252ZM263 215V216H262ZM151 216V217H150ZM156 216V217H155ZM169 216V217H168ZM192 216V217H191ZM202 216H203V218H202ZM208 216V217H207ZM214 216V217H213ZM230 216V217H229ZM233 216V217H232ZM255 216V217H254ZM129 218V221H127L128 220V218ZM201 217V218H200ZM217 217V218H216ZM224 217V218H223ZM227 217V218H226ZM236 217V218H235ZM38 218V217H37ZM124 218V219H123ZM135 218V219H134ZM163 218V219H162ZM171 218V219H170ZM193 218V219H192ZM213 220H212V219ZM226 218V219H225ZM231 218V219H230ZM125 219H127V220H125ZM153 219V220H152ZM166 219H167V222H165L166 221ZM224 219V220H223ZM237 219H240V220H237ZM242 219V220H241ZM256 219V221L258 222H256V221H253V220H255ZM2 221H3V219H1ZM0 220V221H1ZM162 220V222H160ZM164 220V221H163ZM169 220H172V221H169ZM193 220L195 221V223L193 222ZM199 220V221H198ZM200 220H202V221H200ZM205 220V221H204ZM218 220H220L221 222H223V224L219 221L218 222ZM227 220V221H226ZM229 220V221H228ZM262 220V221H261ZM1 221V222H2ZM36 221V219L33 221V224L34 223H36L35 222ZM37 221H38V219H37ZM130 221H132L131 223H130ZM154 221V222H153ZM226 223H225V222ZM234 221V222H233ZM237 223H236V222ZM240 221V222H239ZM147 222V221H146ZM155 222H158V223H155ZM165 222V223H164ZM197 222V223H196ZM211 222H213V223H211ZM218 222V223H217ZM228 222H229V225H228ZM242 222V223H241ZM246 222V223H245ZM114 223V224H113ZM128 223V224H127ZM170 223H172V224H170ZM191 223V224H190ZM193 223V224H192ZM201 223V224H200ZM202 223H204V225L202 224ZM209 223V224H208ZM215 223V224H214ZM219 223H221L222 225H220ZM225 223V224H224ZM232 223V224H231ZM239 223V224H238ZM244 223V224H243ZM251 223V224H250ZM261 223V224H260ZM103 224V223H102ZM125 224V225H124ZM131 224L133 225V226H131ZM146 224V223H145ZM158 224V225H157ZM161 224H163V227L161 226ZM189 224V225H188ZM199 224V225H198ZM218 224L220 225V226H218ZM242 224V225H241ZM248 224V225H247ZM23 225V224H22ZM30 225V224H29ZM68 225V226H67ZM109 225V226H108ZM114 227H113V226ZM193 225H198V226H194L193 227ZM208 225V226H207ZM239 225H240V227H239ZM245 225V226H244ZM18 227L17 229L19 230V228L21 227V224H19V223H17V225L15 224V227ZM57 226H59V225H57ZM67 226V227H66ZM127 226V227H126ZM159 226L161 227V228H159ZM167 226V227H166ZM171 226V227H170ZM173 226H175V227H173ZM192 226V227H191ZM201 226H203V227H205V228H203V227H201ZM226 226V227H225ZM251 226V227H250ZM67 229H66V228ZM65 227H64V230L66 229V230H70V231H73V230H76V229H73L74 228V226L72 225V224H66L65 225ZM110 227V228H109ZM119 227V228H118ZM129 227H131L130 229H129ZM187 227H189L188 229H187ZM201 227V228H200ZM208 227V228H207ZM228 227V228H227ZM234 227V228H233ZM238 227V228H237ZM243 227V228H242ZM57 228H60L59 230H62L61 228L62 227H57ZM89 228V229H90ZM140 228H141V226H140ZM157 228H158V230H157ZM162 228H166L167 229V231H166V229L164 230V229H162ZM174 228V229H173ZM175 228L176 229H178V230H176L175 231ZM193 230H192V229ZM231 228V229H230ZM248 228V229H247ZM249 228H250V230H249ZM73 229V230H72ZM94 229V230H93ZM133 229V230H132ZM181 230V232H177V231H180ZM204 229H205V232H204ZM237 232H235L234 230ZM237 229V230H236ZM58 230V231H59ZM64 230H62V231H64ZM93 230V231H92ZM188 230L190 231V232H192L193 233V235H192V233H191V235L190 236H194V238L195 237H197V235H199L198 237H201L200 239L202 240H196V239H198V237L196 238V239H194L193 237H190L189 236V234H190V232L188 233ZM208 230V231H207ZM254 230V231H253ZM82 232L83 230H80L79 229V231L78 232ZM136 231H138V230H136ZM140 231H142V230H140L139 229V233H140ZM201 231H202V233H201ZM229 231H231V232H229ZM241 231V232H240ZM246 231V232H245ZM256 231V232H255ZM123 232H125V234L127 233V232H129V233H127L126 235L124 234L123 235ZM174 233L173 235H175V236H172L171 237V234L172 233ZM186 233V237L188 238L189 237V239H187L186 237H185V234L183 235V233ZM244 232V233H243ZM248 232V233H247ZM251 232V233H250ZM88 233H90V230L88 231ZM98 233V234H97ZM110 233H112V234H110ZM122 233V234H121ZM145 233H147V232H142L141 234V237L142 236H144V234ZM171 233V234H170ZM197 234V235H195V234ZM199 233V234H198ZM217 233V234H216ZM240 233H241V236H239L240 235ZM243 233V234H242ZM247 233V234H246ZM249 233H250V235H249ZM260 233V234H259ZM14 235L12 236V237H14L13 239H12V237H10L11 239H9V241L7 242V239L4 241L3 240V238H0V249H2V248H4V247H6V248H13L14 246L15 247H17V242H18V240L20 239V232H17V233H13ZM104 234H106V236L104 235ZM109 234V235H108ZM154 234H156L157 236H155ZM159 234V235H158ZM209 235L211 238H212V240H211V238H209V236H207V235ZM258 234V235H257ZM18 235V237H16ZM23 235V234H22ZM54 235V234H53ZM98 237H97V236ZM100 235V236H99ZM117 235V236H116ZM146 235V234H145ZM170 235V236H169ZM202 235H204V236H206V237H203ZM219 235V236H218ZM257 235V236H256ZM58 236V233L57 234H55L54 235V237H57ZM133 236V235H132ZM158 236H160L159 237V239L157 238ZM166 236H168L167 238H170V240H167L165 237ZM179 236V237H178ZM215 236V239H216V242L217 241H219V239H218V237L219 238H222V239H220L221 241H219L220 243L221 242H223V243H221V245H219L218 243L219 242H217V245L213 242V240H215L213 237ZM218 236V237H217ZM221 236V237H220ZM244 236V237H243ZM246 236V237H245ZM248 236H249V238H248ZM253 236V237H252ZM53 236H50V239H51V241H50V239H49V241L50 242H40L38 245H39V251L40 250H48V249H51L50 247H53V248H55V247H59L60 245H62V242H64V241H62L63 239H61V238H59V236H58V238L56 239V238H54ZM96 237V238H95ZM102 237V238H101ZM113 237V238H112ZM145 237H147V236H145ZM173 237H176V240H175V238H174V240H173ZM178 237V238H177ZM183 237H185L184 238V242H185V246L183 247L182 245H181V240L183 239ZM241 237V238H240ZM9 238V237H8ZM18 238V239H17ZM49 238V237H48ZM48 238H47V241H48ZM93 238V239H92ZM151 238H153V237H151ZM203 238L206 240V242H208L209 244H215L216 246H217V248H218V250H217V252H216V246H215V252H214V254H216L215 256H213V259L211 258V260L209 259V249H207V248H209V244L208 243H205V241H203ZM56 239V240H55ZM88 239H89V241H88ZM100 239V240H99ZM110 239V240H109ZM164 239H166V240H164ZM172 239V240H171ZM180 239V240H179ZM186 239H187V241L188 240H190V242L188 241H186ZM194 239V240H193ZM218 239V240H217ZM241 239V240H240ZM245 239V240H244ZM253 239V240H252ZM55 240V241H54ZM178 240H179V242H178ZM209 240H211L212 241V243H210V241ZM222 240H224V241H222ZM243 240V241H242ZM4 241V243H2ZM14 241V242H13ZM53 241V242H52ZM58 241V243H56ZM87 241V242H86ZM171 241H172V243H171ZM174 241H176V242H174ZM193 241H194V243H193ZM200 244L201 242H202V244L201 245H203L204 246V244H206L205 245V247H201L199 244H196L197 242ZM240 241V242H239ZM252 241V242H251ZM7 242V243H6ZM12 242V243H11ZM111 242H107V243H109V245L110 246H108V245H106V246H108L107 248H110L111 247ZM180 243V244H177L176 246H175V244L174 243ZM196 242V243H195ZM203 242H204V244H203ZM54 243V244H53ZM60 243V244H59ZM107 243H105V244H107ZM236 243V244H235ZM263 243V244H262ZM4 246H3V245ZM9 244V245H8ZM115 244V243H114ZM163 244V245H162ZM173 244V245H172ZM189 244H190V246H189ZM246 244H248V245H246ZM6 245V246H5ZM41 245V246H40ZM51 245V246H50ZM55 245V246H54ZM169 246V248H162V246H166V247H168ZM180 245V246H179ZM195 245H198V246H200V248H199V251L200 252H198L197 250H198V248L195 246ZM8 246V247H7ZM10 246V247H9ZM48 247V248H45V247ZM180 247V248H178V247ZM193 246H195V247H193ZM233 246V247H232ZM243 246V247H242ZM250 246V247H249ZM14 247V248H15ZM172 247H174L175 248V250H174V248H172ZM186 247H188V248H186ZM192 247V248H191ZM220 247V248H219ZM236 247V248H235ZM248 247V248H247ZM52 248V249H53ZM189 248H190V250H189ZM195 248H197V250L195 249ZM204 248V249H203ZM245 248H247V250L245 249ZM172 249H173V251H172ZM189 251H188V250ZM194 249H195V251H194ZM206 249H207V251H206ZM164 250V252H161V251H163ZM166 250V251H165ZM177 250V251H176ZM194 252H196V253H193V251ZM206 251L207 253H202V252H204V251ZM168 251V252H167ZM180 251V252H179ZM186 251V252H185ZM189 253H188V252ZM172 252V253H171ZM167 253V254H166ZM174 253H176V254H174ZM182 253V254H181ZM201 253V254H200ZM244 253V254H243ZM246 253V254H245ZM180 254V255H179ZM188 254V255H187ZM192 254V255H191ZM194 254H197L196 256L198 257V256H200V259H199V257L197 258V257H194L195 255ZM199 254V255H198ZM203 254V255H202ZM205 254H207V255H205ZM160 255H161V257H160ZM162 255L164 256V257H162ZM182 255V256H181ZM205 255V257H203ZM180 256H181V258H180ZM249 256V257H248ZM208 257V258H207ZM162 258V259H161ZM179 258V259H178ZM220 259V261H219V259ZM25 259H28V258H24V260ZM208 259V260H207ZM215 259V260H214ZM228 259V260H227ZM159 260H160V262H159ZM187 260V261H186ZM195 260H197V262L195 261ZM199 260H200V262H199ZM208 261L207 263H205L206 261ZM217 260V261H216ZM261 260V261H260ZM202 261V262H201ZM144 264V263H143Z\"/></svg>",
    "mask_w": 264,
    "mask_h": 264
},
{
    "label": "bare ground",
    "instance_id": "bare-ground-1",
    "mask_svg": "<svg viewBox=\"0 0 264 264\" xmlns=\"http://www.w3.org/2000/svg\"><path fill=\"white\" fill-rule=\"evenodd\" d=\"M28 1V0H27ZM74 1V0H73ZM72 1V2H73ZM100 1H102L103 3H104V9L103 8H101V9H103L104 10V16H103V22H106L107 24H108V19L106 18V16H108V14L109 13H111L112 11H111V9H113V7H112V0H97V2H98V4H102V2H100ZM132 1V4L131 5H129L128 4V2H131ZM241 1H243V0H117L116 1V6H117V9L118 8H124L123 6H126L127 4L129 5V7H128V9H127V6H126V9H127V12H129V13H135L136 11L138 12L139 10L141 11V10H147V11H149L150 9L152 10H150L151 11V13L152 12H156L157 13V21L154 23V24H150V25H152L151 27H149V28H151L152 29V32L151 33H148V34H143V35H145V39H144V41H143V43L142 44H139V42H138V44L140 45H137V44H133V45H130V49H129V51L131 52V53H137L139 56H141V55H146V56H148V55H150L151 54V52H154V51H158V54H159V56H161L160 58L162 59V61L164 60V64H166L168 67H175V69L177 68V69H179L180 67H182V69L184 70V68L185 69H188V66H190V64H192V63H194V64H198L199 66L200 65H202V63H204L203 62V58H200L201 57V55H202V57H203V54H204V52L205 51H208V40L211 38V36L215 33V31H216V27L217 26H215L214 27V25H216V23L215 24H213L214 22H215V20H214V22H213V19L215 18V19H217L216 17H215V15L217 14V12H224L225 13V8L226 7H230V8H233V10H235V13H237L236 15H239V14H241L242 15V11L240 12V13H238V9H240L241 10ZM2 2H4V1H2ZM9 2V1H8ZM12 2H13V0H12ZM15 2H16V0H15ZM24 2V1H23ZM22 2V3H23ZM30 1H28V3H29ZM31 2H32V0H31ZM45 2V1H44ZM43 2V3H44ZM96 2V3H97ZM10 4H11V2H9ZM25 3V2H24ZM27 3V4H28ZM34 3V2H33ZM240 3V4H239ZM248 3V2H247ZM252 3V2H251ZM6 4V3H5ZM31 4V3H30ZM35 4V3H34ZM31 4L32 5V7L35 9V7L36 6H38L37 4ZM50 4V3H49ZM48 4V5H49ZM243 4V3H242ZM246 4V3H245ZM3 5V4H2ZM11 5H14V4H11ZM82 5V4H81ZM97 5V4H96ZM241 6L240 8H238V6ZM244 5V4H243ZM9 6V5H8ZM7 6V7H8ZM16 6V5H15ZM14 6V7H15ZM90 6V5H89ZM98 6V5H97ZM114 6V5H113ZM11 7V6H10ZM84 7H86V6H84ZM91 7V6H90ZM89 7V8H90ZM228 7V8H229ZM20 8H21V5H20V7H19V9L18 10H20ZM31 8V7H30ZM244 8V11L245 10H247V9H245V8H247V6L246 7H243ZM3 9V8H2ZM25 9H26V7H25ZM68 9V8H67ZM80 9H82V8H80ZM100 9V10H101ZM22 10V9H21ZM119 10V9H118ZM124 10H125V8H124ZM232 10V9H231ZM232 10V11H233ZM28 11V10H27ZM56 11H58V9L56 10ZM130 11H133V12H130ZM252 11H255V9L254 10H252ZM252 11H251V13H252ZM261 11H262V9H261ZM264 11V10H263ZM59 12V11H58ZM77 12H80V10L79 11H77ZM118 12V11H117ZM142 12V11H141ZM140 12V13H141ZM143 12H145V11H143ZM142 12V13H143ZM155 12H154V15H155ZM231 12V11H230ZM3 13H5V12H3ZM2 13V14H3ZM22 13H24V12H22ZM34 13V12H33ZM67 13H70V12H67ZM73 13V12H72ZM74 13H75V11H74ZM89 13V12H88ZM97 13V12H96ZM113 13V12H112ZM146 13V12H145ZM149 13V12H148ZM151 13H149V14H151ZM246 13H247V11H246ZM249 13V12H248ZM262 13H264V12H262ZM47 14V13H46ZM221 14V13H220ZM219 14V15H220ZM225 14H227V13H225ZM244 14V13H243ZM253 14V13H252ZM23 15V14H22ZM25 15V14H24ZM222 15V14H221ZM246 14H244V16H245ZM254 15V14H253ZM79 16V15H78ZM139 16V15H138ZM235 16V15H234ZM240 16V15H239ZM243 16V17H244ZM252 16V15H251ZM2 17V16H1ZM22 17V16H21ZM71 17V18H70ZM69 17V19H68V16H67V19L68 20H70L71 22H73L74 24H75V22H77V23H79V21H82V20H80L81 18L80 17H77V16H70ZM73 17V18H72ZM94 17V16H93ZM98 17V16H97ZM102 17V16H101ZM116 17V16H115ZM133 17V16H132ZM142 17V16H141ZM155 17H156V15H155ZM253 17V16H252ZM255 17V16H254ZM60 18H62V17H60ZM85 18V17H84ZM88 18V17H87ZM91 18V17H90ZM99 18V17H98ZM227 18V17H226ZM228 18H230V17H228ZM235 18V17H234ZM6 19V18H5ZM9 19V18H8ZM24 19H26V18H24ZM89 19V18H88ZM87 19V20H88ZM95 19V18H94ZM115 20H116V18H114ZM119 19H120V17H119ZM147 19H149V18H147ZM221 19V18H220ZM7 20V19H6ZM29 19H27V21H28ZM30 20H32V19H30ZM29 20V21H30ZM49 20H51V19H49ZM48 20V21H49ZM68 20L66 21L67 23H68ZM90 20V19H89ZM100 20V19H99ZM110 20H112V19H109V21ZM219 20V19H218ZM223 20H224V18H223ZM222 20V21H223ZM251 20V19H250ZM250 20L248 21V22H250ZM259 20V19H258ZM18 21V20H17ZM24 21V20H23ZM51 21H53L54 23H55V19H53V20H51ZM50 21V22H51ZM69 21V22H70ZM84 21H85V19H84ZM84 21H82V22H84ZM117 21V20H116ZM220 21V20H219ZM228 21V22H227ZM226 21V23H229L230 21H229V19ZM231 21H234V20H231ZM263 21H264V19H263ZM2 22V21H1ZM58 22V21H57ZM112 22H113V20H112ZM112 22H111V24H112ZM132 22V21H131ZM134 22V21H133ZM218 22V21H217ZM221 22V21H220ZM224 22V21H223ZM237 22V21H236ZM235 22V23H236ZM238 22H240V21H238ZM237 22V23H238ZM29 24L31 23V21L30 22H28ZM52 23V22H51ZM53 23V24H54ZM134 23H136V22H134ZM151 23V22H150ZM225 23V24H226ZM231 23H233V25L231 24ZM230 23V25H231V27L233 28V26H234V22H231ZM24 25H25V23H23ZM47 24V23H46ZM59 24V23H58ZM57 24V25H58ZM82 24V23H81ZM104 24V23H103ZM114 24V23H113ZM112 24V25H113ZM126 24H128V23H126ZM217 24H219L220 25V23H217ZM240 24V23H239ZM10 25V24H9ZM8 25V26H9ZM15 25H16V23H15ZM22 25V24H21ZM24 25H22V26H24ZM32 25V24H31ZM40 25H41V23H40ZM56 25V24H55ZM76 25H78V24H76ZM82 25H84V23L82 24ZM89 25H91V23L89 24ZM109 25V24H108ZM224 25V24H223ZM223 25H221V26H223ZM236 25V24H235ZM238 25V24H237ZM249 25V24H248ZM0 26H2V25H0ZM14 26V25H13ZM13 26H11V27H13ZM18 26H19V24L17 25V28H18ZM26 26V25H25ZM37 26V25H36ZM66 26V25H65ZM87 26V25H86ZM144 26V25H143ZM228 26V25H227ZM238 26H240V25H238ZM242 26V25H241ZM244 26V25H243ZM5 27H7V26H5ZM10 27V28H11ZM26 27H28V26H26ZM33 27V26H32ZM42 27V26H41ZM61 27V26H60ZM75 26L73 25V28H74ZM78 27V26H77ZM100 27V26H99ZM109 27H110V25H109ZM109 27H106L104 30H105V32H106V40L104 39V41L105 42H103V44H106V48H109L108 50H109V54H107V55H109V58H106L107 57V55H106V51L105 50H107V49H104L103 51H105V52H103V54L105 53V58H104V56L102 55V57H99V58H102V59H107V63H108V61H111L112 60V62L113 63H117L118 61H119V63L118 64H121L122 65V67L121 68H123V67H125V65H124V60H125V58L122 56V50H121V48L118 46V44L117 43H119L118 41L120 40V39H118V41L116 42V38L114 37V36H112V34H111V31H110V28ZM111 27H113V26H111ZM118 27V26H117ZM219 27V26H218ZM226 27V26H225ZM254 27V26H253ZM260 27V29H258V33H259V31L261 32L262 30L264 31V26H259ZM259 27H257L256 26V28H259ZM4 28V27H3ZM16 28V27H15ZM29 28V27H28ZM72 28V29H73ZM129 28V27H128ZM145 28V27H144ZM148 28V26H147V29H149ZM228 28V27H227ZM245 28V27H244ZM255 28V29H256ZM1 29V28H0ZM7 29V28H6ZM13 29V28H12ZM38 29V28H37ZM68 29V28H67ZM112 29V28H111ZM113 29L115 30V26L113 27ZM131 29V28H130ZM129 29V30H130ZM146 29V30H147ZM151 29H149V32H150V30ZM229 29V28H228ZM246 29V28H245ZM251 29H254V28H252L251 27ZM74 30V29H73ZM91 30H93V29H91ZM96 30H97V28H96ZM222 30H225V29H222ZM222 30H220V31H222ZM232 30V29H231ZM237 30V29H236ZM148 31V30H147ZM226 31V30H225ZM228 32L230 31V30H227ZM233 31H234V29H233ZM238 31V30H237ZM245 31V30H244ZM243 31V32H244ZM256 31V30H255ZM61 32V31H60ZM76 32V31H75ZM78 32V31H77ZM112 32H113V30H112ZM115 32V31H114ZM217 32V31H216ZM241 32V31H240ZM91 33V32H90ZM234 33V32H233ZM245 33V32H244ZM250 33H251V31H250ZM48 34V33H47ZM61 34V33H60ZM68 34V33H67ZM97 34V33H96ZM101 34V33H100ZM119 34V33H118ZM118 34H116V35H118ZM131 34V33H130ZM130 34H129V36H130ZM253 34V37H254V33H252ZM25 35V34H24ZM23 35V36H24ZM44 35V34H43ZM50 35V34H49ZM54 35V34H53ZM59 35V34H58ZM66 35V34H65ZM73 35H75V34H73ZM76 35H77V33H76ZM75 35V36H76ZM78 35H80L79 33H78ZM94 36H92V37H95L96 35L95 34H93ZM229 35H231V34H229ZM261 35H264V32H262L261 34L259 33V35L257 34V32H256V34H255V38L256 37H258V36H260L261 37ZM22 35H21V37H23ZM41 37H43L42 35H40ZM45 36V35H44ZM51 36V35H50ZM81 37L80 38H82V34L80 35ZM132 36V35H131ZM216 36V35H215ZM224 36H225V34H224ZM15 37H17V39L19 38L20 39V36H19V34H16L15 35ZM39 37V36H38ZM66 37H67V35H66ZM66 37H64V38H66ZM79 37V36H78ZM91 37V38H92ZM105 37V36H104ZM117 37V36H116ZM120 37V36H119ZM118 37V38H119ZM122 37H124V36H122ZM166 38L167 39V42H165V43H163L162 41H161V39H163V38ZM226 37V36H225ZM230 37V36H229ZM229 37H228V39H229ZM24 38L25 39H23V38H21L22 39V41H27V39L26 38H30L31 40H32V38H33V36L32 37H26V36H24ZM45 38H46V36H45ZM50 38V37H49ZM63 38V39H64ZM83 38H85V36H83ZM131 38V37H130ZM238 38V37H237ZM244 38V37H243ZM15 39V38H14ZM13 39V40H14ZM16 39V41H18ZM34 39V38H33ZM48 39V38H47ZM73 39V38H72ZM74 39H75V37H74ZM73 39V40H74ZM94 39V38H93ZM211 39H213V38H211ZM224 39H226V38H224ZM231 39H234V38H231ZM230 39V40H231ZM254 39V38H253ZM8 40V39H7ZM38 40V39H37ZM66 40V39H65ZM81 40V39H80ZM79 40V41H80ZM86 40V39H85ZM130 40V39H129ZM143 40V39H142ZM240 40V39H239ZM34 42H35V40H33ZM48 41V40H47ZM61 41V40H60ZM70 41V40H69ZM76 41H78V39H77V37H76ZM76 41H75V43H76ZM84 41V40H83ZM87 41V40H86ZM89 41V40H88ZM96 41V40H95ZM210 41V40H209ZM232 41V40H231ZM14 42V41H13ZM21 42V41H20ZM32 42V41H31ZM37 42V41H36ZM51 42V41H50ZM49 42V44H51ZM65 42V41H64ZM70 42H72V41H70ZM89 42H92V40H90ZM89 42H88V45H91L90 46V48H93L94 47V44L95 43H98V44H100L101 46L103 45V44H101L102 42H95L94 43V40H93V42L92 43H90L89 44ZM1 43V42H0ZM15 43V42H14ZM28 43H29V41H27V43L25 42V47L27 46V48H29V46H28ZM75 43H71V44H75ZM220 43V42H219ZM241 43V42H240ZM249 43H250V41H249ZM252 43H253V41H252ZM251 43V44H252ZM255 43V42H254ZM254 43H253V45H254ZM2 44V43H1ZM5 44L6 43H3L2 44V46H0V49H4L3 47L5 46ZM15 44H18L17 42L15 43ZM21 44V43H20ZM20 44H18V45H20ZM22 44H23V46H24V42H22ZM36 44H38L39 45V43H36ZM62 44H64V43H62ZM65 44H67V43H65ZM70 44V45H71ZM76 44H78V43H76ZM81 44H83L84 46L87 44V42L85 43H81ZM78 45V46H80V48H81V46L82 45ZM120 44V43H119ZM221 44V43H220ZM220 44H219V47L218 48H220ZM242 44V43H241ZM246 44H247V42H246ZM51 45H54V43H52ZM228 45V44H227ZM230 45V44H229ZM228 45V46H229ZM247 45H249V44H247ZM258 45V44H257ZM23 46H21L22 48H23ZM30 46L32 47V45L30 44ZM37 46V45H36ZM50 46V45H49ZM104 46V45H103ZM212 46V45H211ZM216 46V45H215ZM242 46V45H241ZM244 46H246V45H244ZM6 47V46H5ZM51 47V46H50ZM53 47V46H52ZM62 47H64L65 49V51H62V52H64V54H65V52H67V54L68 53H70V52H68V51H73V50H71V47H72V45L71 46H69V44H67L66 46H62ZM70 48V49H66V48ZM74 47H76V46H74ZM74 47H73V49H74ZM87 46H85V48H86ZM95 47H97L96 45H95ZM95 47H94V49H91V50H96V49H98V48H96L95 49ZM224 47V46H223ZM230 47V46H229ZM238 47V46H237ZM259 47H261V46H259ZM263 47V46H262ZM7 48V47H6ZM22 48H20L21 49V51H23V49ZM35 48V47H34ZM40 48V47H39ZM43 48V47H42ZM45 48V47H44ZM44 48L42 49V50H44ZM47 48V47H46ZM79 48V49H80ZM83 46H82V48H81V50L79 51V52H82V55H83V53H85V52H87V53H93L91 50H89V51H91V52H89L88 50H86ZM89 47H87V49H90ZM101 48V47H100ZM215 48V47H214ZM217 48V49H218ZM221 48H222V46H221ZM220 48V50L221 51H223L224 52V49L222 50ZM254 48V47H253ZM257 48V47H256ZM19 49V50H20ZM78 49V50H79ZM83 49H85L86 51L85 52H83L82 50ZM231 49V48H230ZM237 49V48H236ZM239 49V48H238ZM241 49V48H240ZM239 49V50H240ZM249 49V47L247 48V50ZM255 49V48H254ZM254 49H253V51H254ZM259 49V48H258ZM9 50V49H8ZM14 50V49H13ZM40 50V49H39ZM41 50V52L43 53V51ZM46 50V49H45ZM52 50V49H51ZM67 50V51H66ZM239 50H236V51H239ZM257 50V49H256ZM10 51H12V49L10 50ZM9 51V53H11ZM76 50H74V52H75ZM97 51H99V49L97 50ZM97 51H95V52H97ZM226 51V50H225ZM228 51H229V49H228ZM235 51V53H237ZM252 51V52H253ZM15 52V55L14 56H17V52L16 51H14ZM14 52H12V54L14 53ZM40 52V51H39ZM61 52V51H60ZM60 52H59V58H65V57H67V55L65 54H60ZM74 52H72V54L70 53V57H72V56H74V58H75V56H76V54L77 55H79V53H74ZM99 52H101V50L99 51ZM146 52L148 53V55L146 54ZM242 52V51H241ZM4 53V52H3ZM31 53V52H30ZM51 53V52H50ZM49 53V54H50ZM55 52H52L51 53V55H50V57L51 56H53V54H54ZM73 53L75 54V55H73ZM150 53V54H149ZM24 54V53H23ZM28 54V53H27ZM26 54V55H27ZM36 54V53H35ZM46 54H47V52H46ZM96 54V53H95ZM94 54V55H95ZM127 54V53H126ZM168 54H170V55H174L175 56V60H173L172 58V60L170 59V61L167 63V58H170V57H167L168 56ZM231 54V53H230ZM238 54V53H237ZM236 54V55H237ZM252 54V53H251ZM254 54V53H253ZM256 54V53H255ZM254 54V55H255ZM8 55V54H7ZM7 55H5V56H7ZM26 55H24V58H25V56ZM33 55V54H32ZM42 55V54H41ZM90 55V54H89ZM93 55V54H92ZM100 56H101V54H99ZM130 55V54H129ZM213 55V54H212ZM28 56V55H27ZM26 56V57H27ZM29 56H31L30 54H29ZM28 56V57H29ZM43 56V55H42ZM55 56V55H54ZM61 56H64V57H61ZM68 56H69V54H68ZM85 56H86V54H85ZM96 56V55H95ZM126 56V55H125ZM153 56H154V54H153ZM204 56H205V54H204ZM219 56V55H218ZM239 56H241V55H239ZM238 56V57H239ZM262 56V55H261ZM260 56V57H261ZM12 57H13V55H12ZM11 57V60L13 59ZM20 57V56H19ZM18 57V58H19ZM21 57H23V55L21 56ZM20 57V58H21ZM27 57V58H28ZM32 57V56H31ZM70 57H68V58H70ZM79 57V56H78ZM84 57V55L82 56V58ZM92 57H94V56H92ZM92 57H91V55H90V59H88L89 61H91V62H93L94 60H95V62L97 61V62H99V63H96L97 65H95L94 64V62L93 63H91L92 64V66H93V64L95 65V66H98V64H100L101 63V61H98V60H101V59H99V58H93V60H92ZM111 57V58H110ZM145 57V56H144ZM211 55L209 56V60H211ZM216 57V56H215ZM215 57H212V58H214V59H216ZM231 56H229V57H224V56H222V58L220 59V61H222V66H223V68H224V66H227V65H229L230 66V64H232L231 62H229V61H231V60H229V58H230ZM4 58V57H3ZM7 59H9V57H6ZM27 58H26V60H27ZM55 58H56V56H55ZM68 58H67V60H68ZM73 58V57H72ZM71 58V59H72ZM73 58V62H77V61H79L80 59H81V56L79 57V59H77L76 60V58L74 59ZM139 58V57H138ZM207 58V57H206ZM232 58V57H231ZM246 59H247V56L245 57ZM263 58V57H262ZM29 59V58H28ZM43 59V58H42ZM127 59V58H126ZM145 59V58H144ZM149 59H151V58H149ZM218 59V60H219ZM244 59V58H243ZM44 60V59H43ZM61 60V59H60ZM74 60H76V61H74ZM87 60V61H88ZM117 61V62H115V61ZM140 60V59H139ZM213 60V59H212ZM217 60V59H216ZM217 60V61H218ZM241 60V59H240ZM250 60H252V59H250ZM24 61H25V59H24ZM61 61H64V59H62ZM60 61V62H61ZM71 60L69 59L68 61H64V63L62 64L61 63V65H59L60 64V62L58 61H53L54 62V66L52 65V64H50L51 66H50V68H51V70H57V68H59V69H62V70H64V71H66V73H67V70H68V68H72L71 66H70V64L72 63V64H74V65H76L77 63H73L72 61L70 62ZM84 61V60H83ZM104 61V60H103ZM144 61V60H143ZM149 61H151V60H149ZM215 61V60H214ZM214 61H213V63H214ZM244 61V60H243ZM17 62V61H16ZM52 61L50 60V62H48V65H49V63H51ZM79 62H81V65L84 63L85 64V61L82 63V61H79ZM140 62V61H139ZM145 62V61H144ZM144 62H142V63H144ZM148 62V61H147ZM205 62H206V60H205ZM208 62V61H207ZM24 63V62H23ZM55 63H56V65H55ZM59 63V64H58ZM105 63V61L104 62H102V66H105V65H103ZM106 63V64H107ZM109 63H111V62H109ZM113 63H111V65L113 64ZM237 63V62H236ZM242 64H243V62H241ZM41 64H42V62H41ZM44 64V63H43ZM45 64H47V63H45ZM59 66H58V65ZM87 64H89V63H87ZM149 64V63H148ZM151 64V63H150ZM262 64V63H261ZM9 65V64H8ZM21 65V64H20ZM48 65L46 66V70H48L47 68H48ZM74 65H73V67H74ZM107 65H109V64H107ZM114 65V64H113ZM117 65V64H116ZM209 65V64H208ZM233 65V64H232ZM239 65V64H238ZM238 65H237V67H238ZM244 65V64H243ZM10 66V65H9ZM14 66H16V65H14ZM52 66L54 67V68H56L55 66H57V68L56 69H52ZM78 66H80V63L79 64H77V67ZM167 66H166V68H167ZM212 66V65H211ZM228 66V67H229ZM240 66V65H239ZM259 66V65H258ZM261 66V65H260ZM259 66V67H260ZM30 67V66H29ZM39 68H41V69H43V65H42V67L41 66H38ZM38 67H34V70H35V68H37V69H39ZM45 67V66H44ZM94 67V66H93ZM99 67V66H98ZM106 67V66H105ZM114 67V66H113ZM118 67V66H117ZM156 67L158 68V65H156ZM155 67V68H156ZM194 67V66H193ZM208 67V66H207ZM221 67V66H220ZM236 67V66H235ZM17 68L19 69H16L15 68V70H18V71H21V66H17ZM33 68V67H32ZM31 68V69H32ZM80 68V67H79ZM82 68V67H81ZM112 68V67H111ZM119 68V67H118ZM148 68V67H147ZM150 68V67H149ZM165 68V69H166ZM209 68V67H208ZM207 68V70H209ZM239 68V67H238ZM1 69V68H0ZM30 69V70H31ZM36 69V70H37ZM41 69H39V70H41ZM74 69H75V67H74ZM77 69V68H76ZM109 69H110V67L108 68V72H109ZM114 69V68H113ZM125 69H126V67H125ZM134 69H135V67H134ZM191 69H192V67H191ZM225 69H227V68H225ZM245 69V68H244ZM2 70H4V69H2ZM26 71V70H29V69H22V71L21 72H24V71ZM33 70V69H32ZM31 70V71H32ZM34 70L32 71V72H34ZM36 70H35V72H36ZM50 70V69H49ZM48 70V71H49ZM73 69H69V71L70 72H72L73 73V71H72ZM81 70V69H80ZM86 70V69H85ZM122 70V69H121ZM127 70V69H126ZM129 70V69H128ZM147 70V69H146ZM188 70H190V69H188ZM205 70H206V68H205ZM206 70V71H207ZM1 71V70H0ZM38 71V70H37ZM58 71H60V70H57V73H58ZM64 71H62V72H64ZM82 71V70H81ZM113 71V70H112ZM111 71V72H112ZM139 71V70H138ZM192 71V70H191ZM217 71V70H216ZM245 71H246V69H245ZM249 71H251V70H249ZM3 72H5V71H3ZM2 72V73H3ZM7 72V71H6ZM5 72V76H7L6 73ZM20 72V73H21ZM30 72V71H29ZM55 72V71H54ZM85 72V71H84ZM107 72V71H106ZM125 72V71H124ZM123 72V73H124ZM147 72V71H146ZM152 72H153V70H152ZM156 72V71H155ZM204 72V71H203ZM263 72H264V70H263ZM27 73V72H26ZM50 73H51V71H50ZM66 73H65V75H66ZM77 73V72H76ZM120 73V72H119ZM122 73V74H123ZM143 73V72H142ZM163 73H165L164 71H163ZM172 73V72H171ZM210 73V72H209ZM219 73V72H218ZM223 73V72H222ZM228 73V72H227ZM261 73V72H260ZM41 74V73H40ZM52 74V73H51ZM79 74V73H78ZM81 74V73H80ZM85 74V73H84ZM121 74V73H120ZM168 74V73H167ZM196 74H198V73H196ZM264 74V73H263ZM30 76L32 75V74H29ZM36 75H37V73H36ZM36 75H34V73H33V77L31 76L30 78L32 79V78H34ZM43 74H41V76H42ZM54 75V74H53ZM57 74H55V76H56ZM59 75H61L60 73H59ZM88 75H90L89 74V72H88ZM93 75V74H92ZM112 75V74H111ZM114 75V74H113ZM127 75H128V73H127ZM126 75V73H124V77L125 76H127ZM131 75V74H130ZM137 75V74H136ZM195 75V74H194ZM211 75V74H210ZM222 75V74H221ZM223 75H226L225 73L223 74ZM246 75V74H245ZM248 75V74H247ZM253 75H255V73L253 74ZM37 76H39V74L37 75ZM72 76V75H71ZM75 76V75H74ZM84 76V75H83ZM96 76V75H95ZM116 76H118V74L116 75ZM120 76V75H119ZM122 76V77H123ZM142 76V75H141ZM168 76V75H167ZM167 76H165V78H167ZM196 76H198V75H196ZM227 76H228V74H227ZM258 76V75H257ZM12 77V76H11ZM40 77V76H39ZM60 77H62V75L60 76ZM91 77H93V76H91ZM102 77V76H101ZM121 77V76H120ZM199 77V76H198ZM232 77V76H231ZM250 77V76H249ZM3 78V77H2ZM25 78V77H24ZM29 77H28V79H30ZM58 78V77H57ZM70 78V77H69ZM96 78H98V80H99V82H98V84L100 83V79H101V82L103 83V80L104 79H106V77H104V79L102 80V78H100L99 76L98 77H96ZM96 78H95V80H96ZM131 78V81H130V83H128V85L125 83V87H129L130 88V90L132 89V93L129 91V95H130V93H131V95H132V97H130V96H127L126 94L128 93V91H127V93L125 94V92L126 91H123L122 90V88L120 89V83L119 82H121L120 80H119V82L117 81V82H115L114 83V80H113V83H112V79L110 80V82L108 83L107 81H106V86L105 87H103V84L105 83V81H104V83L103 84H99L98 86H93V88H90V87H92V85H90L89 83H87V81H86V84H89L90 85V87H87V86H85L86 84H81V85H78V84H80V83H82L83 81H84V79L82 80V82H79L80 81V76H79V81L76 83V81H74V83L75 84H77V85H75L74 87H71V86H69L68 88L66 87V88H64V90H63V92L62 91H59V93L57 92V94L56 95H54L55 96V98L53 99L52 97V101H51V99H50V101L51 102H55L54 104H56V105H54L53 103H50V105H54L53 107H49L48 109L47 108H45L44 107V110H40L39 108H41V107H43V105L40 107V104H42L40 101V104L38 105L37 103V105L39 106V107H35V106H37L35 103V105L33 104H31L30 102H26V103H23L22 105H21V102L20 101H10L9 100V103H5L7 100H5V102H3L2 104H0V116L1 115H3V116H8L9 118H10V123H9V121H7V120H5V122H7V126H6V130H5V133H3L4 132V130H2L3 128H1L0 130V132H2V133H0V157H4L5 156V154H8L9 152H10V150H11V157L13 156V155H16V152L15 151H17V153H19L18 151H19V149L18 150H16L15 149V151L13 152V150L12 149H14V148H12V144H13V142H15V141H18V143L20 142H22L23 143V141H19V140H21L22 138H32L31 140H33L34 142V144H35V147H34V149L32 150V152H30V153H32V154H30L29 153V151H28V146L26 147L25 146V148H23L22 147V145L24 146V144H17V146L19 145L20 147H22L23 149H25V150H23L24 152L27 150V154H26V152H25V154H22V156L26 159V158H28V160L26 159V163L28 162V164H29V166H30V163L33 161V160H35L36 162H38V164L40 163H44L45 164V166H44V168H42V170L39 172V175L37 174L38 173V171L39 170H36L37 171V178L35 177V179H34V177H33V181L30 179H28V178H30V177H27L28 175H26V177H27V181L28 182H24V180H23V178L25 179V175L23 176V174L21 175V172H19V174L21 175H19V174H14V175H16V176H18V177H21L20 178V181H21V179L23 180V182H24V185L22 184L21 185V183H19V185H21V186H19V185H17V186H19V187H17L16 189L15 188H9V184L7 185V183H6V187L8 186V188H6V189H4V190H7V189H9L8 190V192H7V194L5 195V196H3V194H5L4 192H2L3 194L1 195V197H0V220L1 219H3V221L1 222L0 221V238H3V240L5 241L6 239H7V242L9 241V239H11L10 237H12L14 234L13 233H17V232H20V239L18 240V242H17V247H13V248H6V247H4V248H2V249H0V264H147V263H145L144 261H146V260H148L149 259V262L150 261H153V260H151V259H153L154 257H155V259H156V256L157 255H159L160 254V249H159V245L160 244H158V242H160L161 241V243L162 242H164L162 239L160 240L159 239V237L160 236H158L157 238L160 240V241H156V239L154 238V236H149V235H147L149 232H151V230H155L156 228H155V226H154V224L153 225H151L149 222H152L151 220L150 221H148V220H143V219H139V218H134L135 220H133V222L132 221H130V223L132 222V224L134 223V224H136L137 225V227H134L132 224H131V226H133V229L135 228V232L132 234V235H129V236H124V239H121L120 241H108L107 239H103V240H100V241H93V244H90V245H87L86 247H84V246H81V244H82V242H84L83 240H85V239H87V238H91V237H89V236H92L91 234H93L94 232H95V230H94V232H91V229L92 228H90L91 226L93 227V226H95L94 228L96 229H99V230H97V231H105L107 228V226H106V223L108 222L109 223V221L111 220L110 218L112 217V216H114V217H116V218H118V217H121V216H134V213H135V211H137L138 209H142V208H144L145 206H149V204H151L152 203V201H156L157 202V204H158V202L159 201H161V204H163V206L165 205L164 204V202L165 203H167V205H169V206H167L166 208L167 209H172V212H173V215L175 216V218H174V224H176L177 225V228H181V230L183 231V228L185 229V227L187 226V223H189L188 221H189V218L187 217V212H186V209L188 208V206L189 205H186L187 203H186V201H188V197L189 196H191V194H190V191H189V187H188V183H189V179H190V177H193L192 175H191V167H192V165H193V160H195V158L198 156H193L194 155V153H195V151H193V152H191V153H193L192 155H191V153L189 152L191 149H190V146H189V140L191 139V138H186L188 141L186 142L185 141V139L183 138L182 139V137H184V136H186L185 135V133L186 132H181V137H178V135L177 134H175L176 132H174L173 130H171L170 129V127L169 126H171L170 125V122L168 121V120H165L163 117H161L160 115L161 114H159V115H155L154 114V116H152V120H154L153 121V123L156 125V127H158L159 129H157L156 127H154V128H156L157 130H159L158 132H157V135L158 136H156V138H159V140H160V142L161 143H159V145L161 146V149L160 148H157V143L155 144L153 141V143H151V140H153L152 138H151V136L150 135H148L149 133H150V131L148 132V134H146L145 133V130H144V133L142 134L141 132H139V126L143 123V122H141L140 121V118H139V116L138 117H136V120H134V116L132 115H130L131 117H132V119L129 117V115H124V116H126L127 118H130V119H123V118H121L122 117V114H121V117H120V114H118V116L121 118L120 120H114V118H116L115 117V115H113L114 116V118L112 117L111 118V116L109 115V114H107V115H109L110 117H108L107 116V118H106V116L104 117V118H97L96 117V114H94V113H97V112H99V111H102L103 112V110H105L107 107L105 106V104L107 105L108 104V107L111 109V111H112V109H115L114 110V112H117L118 111V109H119V107H121V106H123V105H125L126 103H128L129 102V104L131 105V103H133V104H139L140 105V107H141V105H145V106H149V105H151L152 104V106H153V108L156 106L155 104H154V100L152 99L153 98V96H152V94H151V90L149 89V87H146L142 82H140L139 80H138V78H141V77H136L135 75H133V76H131L130 77ZM143 78V77H142ZM148 78V77H147ZM163 78V77H162ZM162 78H161V81H162ZM189 78H190V76H189ZM192 78V77H191ZM223 78V77H222ZM236 78H237V76H236ZM262 78V77H261ZM1 79V78H0ZM5 78H3V80H0V82L2 83L3 82V84H5L6 82H7V80L5 79ZM21 79V78H20ZM30 79V80H31ZM37 79V80H36ZM36 79H32L33 81H37L38 82V79L40 80V81H42V79H40V78H36ZM54 79V78H53ZM88 79V78H87ZM86 79V80H87ZM89 79H90V77H89ZM89 79H88V81H89ZM92 79H94V78H92ZM159 79V78H158ZM178 79V78H177ZM231 79V78H230ZM23 80V79H22ZM21 80V81H22ZM25 80V79H24ZM30 80H29V82H30ZM155 80V79H154ZM153 80V81H154ZM218 80V79H217ZM4 81H6L5 83H4ZM26 81V80H25ZM72 81V80H71ZM93 82H95V83H97V81H94V80H92ZM125 81H127V80H125ZM124 81V82H125ZM156 81V80H155ZM165 81V80H164ZM200 81V80H199ZM212 81V80H211ZM240 81H242V80H240ZM259 81H262V80H259ZM24 82V81H23ZM32 82V81H31ZM37 82H35V83H37ZM55 82V81H54ZM59 82V81H58ZM217 83H218V81H216ZM237 82V81H236ZM253 82V81H252ZM264 82V81H263ZM39 83H41V82H38V84ZM43 83H45V82H43ZM50 83V82H49ZM51 83H53V82H51ZM50 83V84H51ZM72 83V82H71ZM74 83H72L73 85H74ZM83 83H85V82H83ZM165 83V82H164ZM169 83V82H168ZM190 83V82H189ZM188 83V84H189ZM197 83H198V81H197ZM201 83V82H200ZM199 83V84H200ZM215 83V82H214ZM222 83V82H221ZM243 83H245V82H242V84ZM31 84V88H29L30 86H28V88L29 89H27L26 87H27V83H26V85H22L24 88H26V90H30V89H35V91L36 90H38V89H36V88H32V83H30ZM42 84V83H41ZM49 84V85H50ZM68 84V83H67ZM155 84H156V82H155ZM160 84V83H159ZM171 84V83H170ZM212 84V83H211ZM216 84V83H215ZM234 84V83H233ZM236 84V83H235ZM240 84V83H239ZM10 85V84H9ZM52 85H54V84H52ZM158 85V84H157ZM217 85H220V84H217ZM237 85V84H236ZM245 85H247V84H245ZM263 84H261V86H262ZM6 87H7V85H5ZM12 87H13V85H11ZM18 86V85H17ZM20 86V85H19ZM21 86V87H22ZM26 86V87H25ZM67 86V85H66ZM188 86H191V84L190 85H188ZM224 86V85H223ZM260 86V87H261ZM0 87H2V86H0ZM4 87V86H3ZM2 87V88H3ZM9 88H10V86H8ZM20 87V88H21ZM52 87V86H51ZM61 87V86H60ZM64 87V86H63ZM155 87H157L156 85H155ZM159 87V86H158ZM162 87H164V86H162ZM211 87V86H210ZM215 87V86H214ZM216 87H218V86H216ZM228 87V86H227ZM239 87V86H238ZM5 88V87H4ZM8 88V89H9ZM168 88V87H167ZM181 88H182V86H181ZM191 88V87H190ZM193 88V87H192ZM251 88H252V86H251ZM263 88H264V86H263ZM10 89H12V88H10ZM16 89H18V87L16 88ZM40 89V88H39ZM56 89H58V85H57V88ZM62 89V88H61ZM176 89V88H175ZM194 89H196V88H194ZM212 89V88H211ZM220 89V88H219ZM236 89V88H235ZM243 89V88H242ZM253 89V88H252ZM261 89V88H260ZM6 90V89H5ZM19 90V89H18ZM21 90V89H20ZM20 90H19V92H20ZM24 90V89H23ZM182 90H183V88H182ZM200 90V89H199ZM210 90V89H209ZM232 90V89H231ZM244 90H246V89H244ZM14 91V90H13ZM31 91V90H30ZM29 91V92H30ZM176 91H178V90H176ZM180 91V90H179ZM184 91V90H183ZM198 91V90H197ZM201 91V90H200ZM212 91V90H211ZM210 91V92H211ZM214 91V90H213ZM220 91V90H219ZM242 91V90H241ZM251 92H252V90H250ZM255 91V90H254ZM7 92V91H6ZM9 92V91H8ZM12 92V91H11ZM25 93L26 91L24 90V91H22V93ZM218 91H216V93L215 92H213L212 94H211V100L213 101V103H216V104H220L221 102H222V100H223V95L219 92V93H217ZM31 93V92H30ZM35 93H38L37 91L35 92ZM41 93V92H40ZM39 93V94H40ZM49 93V92H48ZM178 93H180V92H178ZM194 93V92H193ZM199 93V92H198ZM201 93V92H200ZM203 93V92H202ZM205 93V92H204ZM225 93V92H224ZM223 93V94H224ZM256 93H259V92H256ZM1 94V93H0ZM13 94V93H12ZM28 94V93H27ZM27 94H22V95H27ZM50 94V93H49ZM54 94V93H53ZM185 94V93H184ZM191 94V93H190ZM209 94V93H208ZM227 94V93H226ZM225 94V95H226ZM7 95V94H6ZM35 95H37V94H35ZM51 95V94H50ZM182 95V94H181ZM13 96H14V94H13ZM28 96V95H27ZM30 96V95H29ZM53 96V95H52ZM53 96V97H54ZM160 96V95H159ZM174 96H176V95H174ZM192 96V95H191ZM204 96V95H203ZM130 97V98H129ZM185 97L186 98H189L190 99V95L187 93L186 95H185ZM200 97H202V96H200ZM33 98V97H32ZM48 98H50L49 96H48ZM105 98V99H104ZM106 98H107V101H105L106 100ZM160 98V97H159ZM163 98V97H162ZM226 98V97H225ZM103 99H104V101H103ZM170 99V98H169ZM229 99H230V97H229ZM19 100H21V95H20V98H19ZM23 100H25L24 99V97H23ZM168 100V99H167ZM196 100V99H195ZM200 100L201 99H199V101H198V103L200 102ZM204 100H205V98H204ZM203 99L201 100V102H203L204 101ZM221 100V101H220ZM1 101V100H0ZM132 101V102H131ZM136 102V103H134V102ZM219 101H220V103H219ZM107 102V103H106ZM131 102V103H130ZM184 102V101H183ZM232 102V101H231ZM197 103V102H196ZM204 103V102H203ZM203 103H201V104H203ZM209 103V102H208ZM212 103V102H211ZM212 103V104H213ZM223 103V102H222ZM226 103V102H225ZM235 103V102H234ZM237 103V102H236ZM136 104V105H137ZM163 104V103H162ZM167 104V103H166ZM182 104V103H181ZM212 104H211V106H212ZM50 105H48V104H46V106L48 107V106H50ZM60 105V107H58ZM129 105V106H130ZM184 105H187V104H185L184 103ZM190 105V104H189ZM240 105V104H239ZM45 106V105H44ZM158 106V108H159V104L157 105ZM169 107H167L168 109L170 108V104L168 105ZM191 106V105H190ZM219 106H221V105H219ZM226 106V105H225ZM228 106V105H227ZM249 106V105H248ZM254 106V105H253ZM106 107V108H105ZM124 107H126V106H124ZM172 107V106H171ZM179 107L181 108V106L179 105L178 106V110H179ZM182 107H183V109H184V107L185 106H183L182 105ZM36 108H38V109H36ZM127 108H128V106H127ZM127 108H125V109H127ZM149 108V107H148ZM152 108V107H151ZM157 108V107H156ZM216 108V107H215ZM240 108V107H239ZM243 108V107H242ZM255 108V107H254ZM262 108V107H261ZM42 109V108H41ZM95 109H98V110H96V111H92V113L93 114H89V112H90V110H95ZM99 109H102V110H99ZM108 109V108H107ZM106 109V110H107ZM110 109H108V110H110ZM124 110V108L123 107H121V109L120 110ZM129 109V108H128ZM131 109H133L132 107H131ZM150 109V108H149ZM148 109V110H149ZM160 109H162V108H160ZM174 109V108H173ZM182 109V108H181ZM206 109V108H205ZM218 109V108H217ZM221 109V108H220ZM224 109V108H223ZM235 109H236V107H235ZM119 110V111H120ZM137 110V109H136ZM154 110H155V108H154ZM186 110V108L184 109V111ZM192 110V109H191ZM244 110V109H243ZM264 110V109H263ZM138 111H140V110H138ZM137 111V112H138ZM161 111V110H160ZM163 111H165V110H163ZM169 111H170V109H169ZM227 111H228V109H227ZM241 111V110H240ZM81 112H84L85 113V115L86 116H81L79 113H81ZM113 112V113H114ZM129 112V111H128ZM132 112V111H131ZM135 112V111H134ZM172 112V111H171ZM180 112V111H179ZM182 112V111H181ZM245 112V111H244ZM251 112V111H250ZM106 113H108V112H106ZM112 113V112H111ZM158 113V112H157ZM162 113V112H161ZM184 113V112H183ZM188 113H189V110H188ZM198 113V112H197ZM200 113V112H199ZM217 113V112H216ZM227 113V112H226ZM98 114V113H97ZM123 114H124V112H123ZM137 114H139V112L137 113ZM152 114V113H151ZM180 114V113H179ZM178 114V115H179ZM231 114V113H230ZM101 115H103V113H101ZM135 115V114H134ZM164 115V114H163ZM171 115H174L173 113H171ZM200 115V114H199ZM217 115V114H216ZM220 115H222V114H220ZM240 115V114H239ZM169 116V115H168ZM181 116H184V117H186L185 116V113L184 114H182ZM195 115H192V117L191 118H193ZM219 116V115H218ZM125 117V118H126ZM134 117V118H133ZM149 117V116H148ZM188 117V116H187ZM200 117V116H199ZM221 117V116H220ZM235 117V116H234ZM247 117V116H246ZM4 118V117H3ZM138 118H139V121H137L138 120ZM194 118H196V117H194ZM232 118V117H231ZM264 118V117H263ZM142 120H143V117H142ZM184 120H185V118H184ZM201 120H202V118H201ZM213 120H214V118H213ZM220 120H221V118H220ZM250 120H251V118H250ZM4 121V120H3ZM2 121V122H3ZM146 121V120H145ZM176 121V120H175ZM178 121V120H177ZM188 121V118H187V120H186V122ZM199 118H197V119H195V122H198L199 123ZM209 121V120H208ZM238 121H240V120H238ZM172 122H173V118H172ZM211 122V121H210ZM212 122H214V121H212ZM211 122V123H212ZM222 122V121H221ZM245 122V121H244ZM141 123V124H140ZM150 123V122H149ZM188 123V122H187ZM205 123H208V122H205ZM248 123H250V122H248ZM173 124V123H172ZM180 124V123H179ZM194 126H195V124L194 123H192ZM222 124V123H221ZM252 124V123H251ZM88 125V129H86V126ZM90 125V126H89ZM118 125H123V126H125L126 128H123V129H121V130H118V129H120L119 127H118V129H116V127L118 126ZM143 125V124H142ZM151 125V124H150ZM199 125V124H198ZM224 125V124H223ZM234 125V124H233ZM246 125V124H245ZM2 126V125H1ZM0 126V127H1ZM146 126V125H145ZM176 126H178V127H180L179 125H176ZM175 126V127H176ZM182 126V125H181ZM227 126V125H226ZM237 126V125H236ZM250 126H252V125H250ZM254 126H256V125H254ZM254 126H252V127H254ZM174 127V128H175ZM232 127V126H231ZM243 127V126H242ZM121 128H122V126H121ZM181 128V127H180ZM196 128V127H195ZM203 128V127H202ZM229 128V127H228ZM250 128V127H249ZM146 129V128H145ZM150 129V128H149ZM198 129H199V127H198ZM247 129H248V127H247ZM143 129H140V131H142ZM157 130H155V131H157ZM176 130V129H175ZM180 130V129H179ZM178 130V131H179ZM221 130V129H220ZM235 130V129H234ZM250 130V129H249ZM253 130V129H252ZM155 131H152V132H154L155 133ZM177 131V130H176ZM177 131V132H178ZM224 131V130H223ZM231 131H232V129H231ZM251 131V130H250ZM135 132H138V133H140L139 134V136H141V138H134L133 136V134L135 133ZM252 132H254V131H251L250 133H252ZM184 135H183V134ZM203 133V132H202ZM215 133V132H214ZM224 133V132H223ZM226 133V132H225ZM228 133V132H227ZM247 133V132H246ZM136 134V133H135ZM189 134V133H188ZM195 134H197V133H195ZM233 134V133H232ZM252 134H254V133H252ZM218 135V134H217ZM223 135V134H222ZM225 135V134H224ZM227 135V134H226ZM246 135H248L247 136V138H249L248 140H247V143H249L250 144V142H251V146H252V139H251V136L249 135V133L248 134H245V135H243V138H244V136H246ZM93 136H98V139L97 138H93ZM193 136V135H192ZM152 137H154V136H152ZM189 137H191L190 135H189ZM240 137V136H239ZM170 138H172L173 139V141L171 142V141H169V139ZM176 138H179V139H176ZM195 138V137H194ZM211 138V137H210ZM218 138V137H217ZM223 138V137H222ZM226 138V137H225ZM228 138V137H227ZM247 138H245V140L247 139ZM24 139V140H25ZM26 139V141H30V140H27ZM215 139V138H214ZM48 142H50V143H52V142H54V140L57 142V143H52V144H54V146H55V149L54 150H46L45 148H44V146H46L44 143H46L47 141ZM156 140V139H155ZM158 140V141H159ZM192 140V139H191ZM212 140V139H211ZM230 140V139H229ZM233 140V139H232ZM257 140V139H256ZM43 141V142H42ZM157 141V140H156ZM193 141V140H192ZM226 141V140H225ZM224 141V142H225ZM28 142H26V144L28 143ZM174 142H175V144H174ZM191 142V141H190ZM211 142V141H210ZM215 142V141H214ZM221 142V141H220ZM223 142V141H222ZM240 142V141H239ZM242 142V141H241ZM213 143V142H212ZM246 143V142H245ZM29 144V143H28ZM30 144H32V143H30ZM30 144H29V146H30ZM44 144V145H43ZM74 144H77L80 148H82L83 150L82 151H77L76 149H77V147L75 146V148L76 149H74V152H75V154H74V152H72L73 150H71L72 149V145L74 146ZM177 144V146H175ZM218 144V143H217ZM237 144V143H236ZM248 144V146L250 147V145ZM48 146V148H49V144H47ZM167 145H171V146H173V149H175V152L173 153V155H172V153H171V151H170V153H171V155L173 156H171V158H170V156H162V155H160V151L159 150H162V151H165V153H166V151H168V148H169V146H168V148L167 147H165V146H167ZM227 145V144H226ZM235 145V144H234ZM247 145V144H246ZM257 145V144H256ZM5 146H8L9 147V151H8V147H5ZM18 146V147H19ZM32 146V145H31ZM66 146H71V148L69 147V149L71 150V152H72V155H75V156H77V154H78V156H77V158L75 159V161H76V163H78V162H80L79 164V166L76 168V170L75 171H72L71 172V167H72V165H73V163L71 164V162L73 161L69 156L67 157L66 155H67V151L65 152L64 151V153L66 154H63L62 153V151L65 149V148H67L68 149V147H66ZM170 146V147H171ZM175 146V147H174ZM191 146H192V144H191ZM17 147V148H18ZM78 147V148H79ZM93 147V148H92ZM227 147V146H226ZM232 147V146H231ZM239 147V146H238ZM246 147V146H245ZM11 148V149H10ZM15 148H16V144H15ZM27 148V149H26ZM51 148H53V147H51L50 146V149ZM192 148V147H191ZM199 148V147H198ZM228 148V147H227ZM242 148V147H241ZM243 148H244V146H243ZM251 148H253V147H251ZM68 149V150H69ZM170 149V148H169ZM196 149V148H195ZM206 150H207V148H205ZM233 149V148H232ZM69 150V151H70ZM95 150H98V153L96 152L95 154H93L94 153V151ZM172 150V149H171ZM196 150H198V149H196ZM201 150V149H200ZM206 150H204V152L206 151ZM229 150V149H228ZM243 150V149H242ZM68 151V152H69ZM76 151H77V153H76ZM172 151H174V150H172ZM259 151V150H258ZM80 154H79V153ZM158 152H159V154H158ZM198 152H199V150H198ZM208 152V151H207ZM257 152V151H256ZM13 153H15V154H13ZM23 153V152H22ZM164 153V152H163ZM165 153H164V155H165ZM168 153V152H167ZM210 153H212V152H210ZM221 153V152H220ZM236 153V152H235ZM239 153H240V151H239ZM258 153V152H257ZM69 154V153H68ZM97 154H99V155H97ZM208 155V153H205L204 154V156L205 155ZM240 154H242V153H240ZM244 154V153H243ZM247 154V153H246ZM254 154V153H253ZM252 154V155H253ZM17 155H19V154H17ZM31 155H34L32 158H34V159H32L31 157H29V156H31ZM206 155V156H207ZM214 155V154H213ZM96 156H98V157H96ZM202 156V155H201ZM200 156V157H201ZM243 156V155H242ZM245 156V155H244ZM243 156V157H244ZM250 156V155H249ZM17 156H14L13 158H11L10 160H16L17 158H16ZM20 157H21V155H20ZM20 157H18V159H22V158H20ZM200 157H198V158H200ZM228 157V156H227ZM251 157V156H250ZM249 157V158H250ZM23 158V159H24ZM30 158V159H29ZM231 158V157H230ZM254 158V157H253ZM1 159V158H0ZM17 159V160H18ZM24 159V160H25ZM235 159V158H234ZM256 159V158H255ZM7 160H9V159H7ZM17 160H16V162H17ZM238 160V159H237ZM237 160H236V162H237ZM249 160H251V159H249ZM263 160V159H262ZM18 161H20V160H18ZM22 161V160H21ZM20 161V162H21ZM34 161V162H35ZM231 161V160H230ZM240 161V160H239ZM248 161V160H247ZM4 162V161H3ZM14 162V161H13ZM85 162V163H84ZM87 162V163H86ZM196 163H197V161H195ZM235 162V161H234ZM233 162V163H234ZM252 162V161H251ZM22 163V162H21ZM76 163H75V165H76ZM239 163V162H238ZM241 163V162H240ZM250 163V162H249ZM0 164H2V163H0ZM4 164V163H3ZM2 164V165H3ZM5 164H6V162H5ZM33 164V163H32ZM43 164V165H44ZM209 164V163H208ZM231 164H232V161H231ZM244 164V163H243ZM247 164V163H246ZM253 164V163H252ZM11 165V164H10ZM14 164H12V166H13ZM16 165V164H15ZM18 165L19 164H17L16 166H17V168H16V166H15V168L16 169H18ZM23 165H25V164H23ZM34 165V164H33ZM42 165V166H43ZM236 165V164H235ZM7 166H9V165H7L6 164V166H4V169H6L7 168ZM20 166V165H19ZM22 166V165H21ZM215 166V165H214ZM233 166V165H232ZM238 167H240L239 166V164L237 165ZM251 166H253V165H251ZM10 167V166H9ZM23 167V166H22ZM25 167V166H24ZM23 167V168H24ZM194 167L196 168V166L194 165ZM198 167V166H197ZM200 167V166H199ZM198 167V168H199ZM223 167V166H222ZM222 167L220 168V169H222ZM236 167V166H235ZM232 167L233 169H234V171L236 172V171H241V170H243V169H237L238 167ZM248 167V166H247ZM254 167V166H253ZM20 168V170H22L23 168H21V167H19ZM225 168V167H224ZM232 168L231 169H229V170H232ZM243 168H245L244 166H243ZM248 168H250V167H248ZM4 169H2V170H4ZM15 169V170H16ZM27 169H30L29 170V173H30V176L32 175L31 174V168H27ZM36 169H37V167H36ZM38 169H40V168H38ZM74 169H75V167H74ZM197 169V168H196ZM226 169V168H225ZM2 170H1V172H2ZM10 170H12L13 171V168L12 169H10ZM34 170V172H36L35 171V168H34V166H33V169H32V171ZM198 170H200V169H198ZM202 170V169H201ZM251 170V169H250ZM5 171H7V170H5ZM88 171V172H87ZM165 171V172H164ZM167 171V172H166ZM169 171H172L173 172V176L171 175V172H169ZM23 172H27V171H25L24 169H23ZM46 172V173H45ZM164 172V173H163ZM197 172V171H196ZM205 172V171H204ZM244 172V171H243ZM4 173V172H3ZM28 173V174H29ZM44 173L45 174H47L46 176L44 175ZM165 173H170L169 175L170 176H172L173 178H174V181H171V178H169V180L171 181V182H173L172 183V185L170 186L168 183H166L165 181H163V182H159L158 181V183H164L165 185H166V192H165V187H164V184H163V186H162V184H161V186H162V188H164V193H166V195L164 194V193H162V190H161V187H160V185H159V187H158V184L156 183V180H162V179H160L161 177H163V174H164V177H165ZM199 173V172H198ZM232 173V175H233V173L234 172H231ZM241 173V172H240ZM245 173V172H244ZM35 173H34V175H36ZM167 174V176H166V180L168 179V177H169V175ZM197 174V173H196ZM220 174V173H219ZM2 174L0 173V176H1ZM5 175V174H4ZM6 175H7V172H6ZM5 175V176H6ZM10 175V173H8V175L6 176V177H8ZM13 175V174H12ZM207 175V174H206ZM214 175V174H213ZM238 176H239V174H237ZM5 176H2V177H4V178H6ZM15 176V177H16ZM23 176V177H22ZM33 176V175H32ZM208 176V175H207ZM212 176V175H211ZM242 176H244V175H242ZM18 177L16 178L17 180H15V181H18ZM163 177V179H165ZM195 177V176H194ZM210 177V176H209ZM209 177H207V178H209ZM239 177H241V176H239ZM10 178H12V180L10 179ZM10 181H14L13 180V177H11L10 176ZM173 178H172V180H173ZM197 178V177H196ZM210 178H212V177H210ZM209 178V179H210ZM241 178H243V177H241ZM15 179V178H14ZM150 179H152V180H154L155 181V183H156V185H155V183H154V187L156 186V189L155 188H153V186L151 185H149L148 183V180L149 181H151ZM156 179V180H155ZM193 179V178H192ZM209 179H207V180H209ZM220 179V178H219ZM224 179V178H223ZM1 180V179H0ZM169 180H168V182H169ZM197 181H198V179H196ZM221 180V179H220ZM229 180V179H228ZM245 180V179H244ZM243 180V181H244ZM251 180H253V179H251ZM4 181H6L5 179H4ZM3 181V182H4ZM8 181V180H7ZM6 181V182H7ZM25 181H26V179H25ZM29 181H31L32 183H30ZM221 181H223V180H221ZM227 181V180H226ZM230 181V180H229ZM0 183L1 185H3L4 183ZM148 182V183H147ZM153 182V181H152ZM152 182L150 183V184H152ZM214 182V181H213ZM9 183V182H8ZM11 183V182H10ZM17 183V182H16ZM130 184V185H128V184ZM170 183V182H169ZM204 183V182H203ZM198 184V183H197ZM207 184V183H206ZM213 184H215V183H213ZM11 185H12V183H11ZM13 185H15V184H13ZM15 185V186H16ZM56 185V187H58V189L55 191V192H51V194L49 193V192H46L45 190H47V189H49V188H53L54 186ZM169 185V186H168ZM189 185H191V183L189 184ZM193 185V184H192ZM198 185H200V184H198ZM238 185V184H237ZM4 186H5V184H4ZM172 186H174V188H173V190H172ZM1 188H3V186H0ZM157 187H158V189H157ZM168 187V188H167ZM171 187V189H170V191H169V188ZM191 187V189L193 190V188H192V186H190ZM201 187H202V185H201ZM159 188H160V190H159ZM251 188H253V187H251ZM199 189V188H198ZM198 189H195V187H194V190H197L198 191ZM202 189V188H201ZM191 190V191H192ZM204 190H205V188H204ZM232 190V189H231ZM0 191H3V189L1 190L0 189ZM50 191V190H49ZM53 191V190H52ZM169 193H171V194H168V192ZM196 191V192H197ZM194 192V191H193ZM192 192V193H193ZM206 192V191H205ZM1 193V192H0ZM199 193V192H198ZM167 194H168V196H167ZM222 194V193H221ZM224 194V193H223ZM236 195V194H235ZM2 196H3V198H2ZM207 196V195H206ZM218 196V195H217ZM216 196V197H217ZM246 196V195H245ZM194 197V196H193ZM208 198H210L209 196H207ZM243 197V196H242ZM220 198V197H219ZM245 198V197H244ZM247 198V197H246ZM189 199H190V197H189ZM198 199H199V195H198ZM212 199V198H211ZM235 199V198H234ZM193 200V199H192ZM196 200H197V198H196ZM222 200V199H221ZM224 200H225V198H224ZM162 201H163V203H162ZM168 201V202H167ZM190 201L191 200H189V204H190ZM208 201V200H207ZM206 201V202H207ZM194 202V201H193ZM199 202H200V200H199ZM226 202V201H225ZM240 202V201H239ZM160 203V202H159ZM195 203V202H194ZM197 204H198V200H197V202H196ZM201 203V202H200ZM224 203V202H223ZM243 203H245L244 201H243ZM193 203H192V201H191V205H192ZM209 204V203H208ZM207 204V205H208ZM229 204V203H228ZM228 204H225V205H228ZM153 205V204H152ZM152 205H150V206H152ZM190 205V206H191ZM199 205V204H198ZM201 205H203V204H201ZM154 206V205H153ZM160 206H162V205H160ZM195 206V205H194ZM194 206H193V208H194ZM254 206V205H253ZM169 207V208H168ZM200 207V206H199ZM202 207V206H201ZM234 207V206H233ZM237 207V206H236ZM250 207V206H249ZM149 208V207H148ZM165 208V209H166ZM209 208V207H208ZM228 208H230V207H228ZM253 208V207H252ZM161 209H162V207H161ZM164 209V208H163ZM167 209H166V211H167ZM194 209H197V206H196V208H194ZM202 209V208H201ZM206 209H207V206H206ZM210 209V208H209ZM225 209V208H224ZM243 209V208H242ZM151 210H153V209H151ZM150 210V211H151ZM193 210V209H192ZM205 210V209H204ZM238 210V209H237ZM244 210V209H243ZM251 210V209H250ZM253 210V209H252ZM157 211V210H156ZM159 211V210H158ZM165 211V212H166ZM203 211V210H202ZM207 211V210H206ZM229 211V210H228ZM227 211V212H228ZM239 211V210H238ZM248 211V210H247ZM138 212V211H137ZM143 212H144V210H143ZM189 212H192L191 211V209H189L188 208V213ZM196 212V211H195ZM211 212V211H210ZM210 212H209V214H210ZM215 212V211H214ZM213 211H212V213H214ZM218 212V211H217ZM216 212V213H217ZM233 212V211H232ZM250 212V211H249ZM248 212V213H249ZM154 212H152V214H153ZM167 213V212H166ZM168 213H170L171 214V212H170V210H169V212ZM197 213V212H196ZM206 213V212H205ZM222 213V212H221ZM231 213V212H230ZM234 213H235V211H234ZM139 214V213H138ZM141 214H144V213H141ZM158 214V213H157ZM218 214V213H217ZM216 214V215H217ZM254 214V213H253ZM263 214V213H262ZM167 215V214H166ZM172 214H171V216H173ZM190 215H192V214H189V216ZM194 215V214H193ZM196 215H198V214H196ZM206 215V214H205ZM221 215V214H220ZM229 215V214H228ZM237 215V214H236ZM238 215H240L239 213H238ZM246 215V214H245ZM245 215H243V216H245ZM249 215H250V213H249ZM136 216V215H135ZM157 216V215H156ZM155 216V217H156ZM160 216V215H159ZM170 216V215H169ZM168 216V217H169ZM211 215H209V217H210ZM219 216V215H218ZM253 216V215H252ZM263 216V215H262ZM38 217V218H37ZM137 217V216H136ZM151 217V216H150ZM152 217H153V215H152ZM158 217V216H157ZM161 217H163V216H160V218ZM192 217V216H191ZM208 217V216H207ZM214 217V216H213ZM230 217V216H229ZM233 217V216H232ZM255 217V216H254ZM128 218V217H127ZM154 218V217H153ZM159 218V217H158ZM201 218V217H200ZM202 218H203V216H202ZM205 218V217H204ZM203 218V219H204ZM217 218V217H216ZM224 218V217H223ZM227 218V217H226ZM225 218V219H226ZM236 218V217H235ZM36 219V223H34L33 224V221ZM37 219H38V221H37ZM124 219V218H123ZM155 219V218H154ZM163 219V218H162ZM171 219V218H170ZM193 219V218H192ZM212 219V218H211ZM214 219V218H213ZM212 219V220H213ZM231 219V218H230ZM125 220H127V219H125ZM153 220V219H152ZM224 220V219H223ZM237 220H240V219H237ZM242 220V219H241ZM127 221H129V218H128V220ZM147 221V222H146ZM164 221V220H163ZM169 221H172V220H169ZM199 221V220H198ZM200 221H202V220H200ZM205 221V220H204ZM220 220H218V222H219ZM227 221V220H226ZM229 221V220H228ZM253 221H256V219L255 220H253ZM262 221V220H261ZM264 221V220H263ZM106 222V223H105ZM154 222V221H153ZM160 222H162V220L160 221ZM165 222H167V219H166V221ZM164 222V223H165ZM193 222L195 223V221L193 220ZM217 222V223H218ZM221 222V221H220ZM225 222V221H224ZM234 222V221H233ZM236 222V221H235ZM238 222V221H237ZM236 222V223H237ZM240 222V221H239ZM257 222V221H256ZM17 223H19V224H21V227L19 228V230L17 229L18 227L16 226L15 227V224L17 225ZM103 223V224H102ZM146 223V224H145ZM155 223H158V222H155ZM163 223V222H162ZM197 223V222H196ZM211 223H213V222H211ZM222 224H223V222H221ZM221 223H219L220 225H222ZM226 223V222H225ZM224 223V224H225ZM242 223V222H241ZM246 223V222H245ZM258 223V222H257ZM23 224V225H22ZM30 224V225H29ZM66 224H72L73 226H74V228L73 229H76V230H73V231H70L69 229L68 230H66L67 228V226L65 227V225ZM114 224V223H113ZM128 224V223H127ZM159 224V223H158ZM157 224V225H158ZM170 224H172V223H170ZM191 224V223H190ZM193 224V223H192ZM201 224V223H200ZM203 225H204V223H202ZM209 224V223H208ZM215 224V223H214ZM218 224V226H220ZM232 224V223H231ZM239 224V223H238ZM244 224V223H243ZM251 224V223H250ZM261 224V223H260ZM57 225H59V226H57ZM91 225V226H90ZM125 225V224H124ZM160 225V224H159ZM189 225V224H188ZM199 225V224H198ZM198 225H193V227L194 226H198ZM228 225H229V222H228ZM242 225V224H241ZM248 225V224H247ZM109 226V225H108ZM113 226V225H112ZM140 226H141V228H140ZM161 226L163 227V224H161ZM208 226V225H207ZM230 226V225H229ZM245 226V225H244ZM57 227H62L61 229L62 230H64V227L66 228L64 231H62V230H59L60 228H57ZM114 227V226H113ZM127 227V226H126ZM167 227V226H166ZM171 227V226H170ZM173 227H175V226H173ZM192 227V226H191ZM201 227H203V226H201ZM200 227V228H201ZM226 227V226H225ZM239 227H240V225H239ZM251 227V226H250ZM90 228V229H89ZM110 228V227H109ZM119 228V227H118ZM131 227H129V229H130ZM159 228H161L160 226H159ZM189 227H187V229H188ZM203 228H205V227H203ZM208 228V227H207ZM228 228V227H227ZM234 228V227H233ZM238 228V227H237ZM243 228V227H242ZM79 229L80 230H83L82 232L80 231V232H78L79 231ZM132 229V230H133ZM139 229L140 230H142V231H140V233L138 232L139 231ZM162 229H164V228H162ZM166 229V228H165ZM164 229V230H165ZM174 229V228H173ZM190 229V228H189ZM192 229V228H191ZM206 229V228H205ZM205 229H204V232H205ZM231 229V228H230ZM248 229V228H247ZM59 230V231H58ZM90 230V233H88V231ZM92 230V231H93ZM136 230H138V231H136ZM157 230H158V228H157ZM176 230H178V229H176L175 228V231ZM180 230V229H179ZM181 230L180 231H177L178 233L179 232H181ZM193 230V229H192ZM234 230V229H233ZM237 230V229H236ZM249 230H250V228H249ZM156 231V230H155ZM159 231H161V229H159ZM159 231H156L157 233L159 232ZM163 231V230H162ZM161 231V232H162ZM166 231H167V229H166ZM191 231V230H190ZM189 230H188V233L190 232ZM208 231V230H207ZM235 231V230H234ZM254 231V230H253ZM142 232H147V233H145L144 234V236H142L141 237V233ZM168 232V231H167ZM229 232H231V231H229ZM236 232V231H235ZM241 232V231H240ZM246 232V231H245ZM256 232V231H255ZM58 233V236H59V238H61V239H63L62 241H64V242H62V245H60L59 247L57 246V247H55V248H53V247H50L51 249H48V250H40L39 251V243L40 242H50L51 241V239H50V236H53L54 237V235L55 234H57ZM102 233V232H101ZM127 233H129V232H127ZM126 233V234H127ZM160 233V232H159ZM172 233V232H171ZM170 233V234H171ZM191 233L192 232H190V234H189V236L191 235ZM201 233H202V231H201ZM206 233V232H205ZM237 233V232H236ZM244 233V232H243ZM242 233V234H243ZM248 233V232H247ZM246 233V234H247ZM251 233V232H250ZM250 233H249V235H250ZM23 234V235H22ZM54 234V235H53ZM90 234V235H89ZM98 234V233H97ZM110 234H112V233H110ZM122 234V233H121ZM125 234V232H123V235ZM125 234V235H126ZM130 234V233H129ZM150 234V233H149ZM162 234H163V232H162ZM174 233H172L171 234V237L172 236H175V235H173ZM185 234V237H186V233L184 232L183 233V235ZM195 234V233H194ZM199 234V233H198ZM217 234V233H216ZM260 234V233H259ZM89 235V236H88ZM105 236H106V234H104ZM109 235V234H108ZM128 235V234H127ZM151 235H152V232H151ZM155 236H157L156 234H154ZM159 235V234H158ZM192 235H193V233H192ZM195 235H197V234H195ZM207 235V234H206ZM258 235V234H257ZM256 235V236H257ZM58 236L57 237H54V238H58ZM97 236V235H96ZM100 236V235H99ZM117 236V235H116ZM145 236H147V237H145ZM170 236V235H169ZM199 235H197V237H198ZM203 237H206V236H204V235H202ZM207 236H209V235H207ZM213 236V235H212ZM211 236V237H212ZM219 236V235H218ZM217 236V237H218ZM239 236H241V233H240V235ZM251 236V235H250ZM9 237V238H8ZM16 237H18V235L16 236ZM49 237V238H48ZM98 237V236H97ZM151 237H153V238H151ZM168 236H166L165 238L167 239V240H170V238H167ZM179 237V236H178ZM177 237V238H178ZM185 237H183V239L180 241L181 242V245L184 247L186 244H185V242H184V238ZM190 237H193L194 238V236H190ZM197 237H195L194 239H196ZM210 236H209V238H211ZM221 237V236H220ZM244 237V236H243ZM246 237V236H245ZM253 237V236H252ZM14 237H12V239H13ZM47 238H48V241H47ZM96 238V237H95ZM102 238V237H101ZM113 238V237H112ZM174 238H175V240H176V237H173V240H174ZM187 238V237H186ZM201 237H198V239H196L197 241L200 239ZM214 239H215V236L213 237ZM241 238V237H240ZM248 238H249V236H248ZM11 239V240H12ZM18 239V238H17ZM49 239H50V241H49ZM55 239V240H56ZM93 239V238H92ZM166 239H164V240H166ZM187 239H189V237L187 238ZM187 239H186V241H187ZM193 239V240H194ZM202 239V238H201ZM200 239V240H201ZM218 239H219V241H221L220 239H222V238H219L218 237ZM217 239V240H218ZM54 240V241H55ZM110 240V239H109ZM172 240V239H171ZM180 240V239H179ZM179 240H178V242H179ZM199 240V241H200ZM211 240H212V238H211ZM211 240H209L210 241V243H212V241ZM241 240V239H240ZM245 240V239H244ZM253 240V239H252ZM4 241L2 242V243H4ZM88 241H89V239H88ZM189 242H190V240H188ZM187 241V242H188ZM196 241V242H197ZM198 241V242H199ZM202 241V240H201ZM203 241H205V243H208V242H206V240L203 238ZM216 242V239L215 240H213V242ZM219 241H217V242H219ZM222 241H224V240H222ZM243 241V240H242ZM6 242V243H7ZM14 242V241H13ZM53 242V241H52ZM87 242V241H86ZM107 242H111L112 244H111V247L110 248H107L108 246H110L109 245V243H107ZM174 242H176V241H174ZM173 242V243H174ZM195 242V243H196ZM196 243V244H199V243ZM214 242V243H215ZM217 242L215 243L216 245H217ZM240 242V241H239ZM252 242V241H251ZM12 243V242H11ZM56 243H58V241L56 242ZM105 243H107V244H105ZM115 243V244H114ZM171 243H172V241H171ZM191 243V242H190ZM193 243H194V241H193ZM221 243H223V242H221ZM221 243L219 242L218 244L219 245H221ZM54 244V243H53ZM60 244V243H59ZM175 244V246L177 245V244H180V243H174ZM202 244V242L199 244L201 247L203 246V245H201ZM203 244H204V242H203ZM209 244V243H208ZM215 244H209L208 246H209V248H207V249H209V259L211 260V258L213 259V256H215L216 254H214V250H215ZM236 244V243H235ZM263 244V243H262ZM3 245V244H2ZM9 245V244H8ZM83 245V244H82ZM106 245H108V246H106ZM163 245V244H162ZM173 245V244H172ZM205 245L206 244H204V246L203 247H205ZM246 245H248V244H246ZM4 246V245H3ZM6 246V245H5ZM41 246V245H40ZM51 246V245H50ZM55 246V245H54ZM168 246V245H167ZM180 246V245H179ZM189 246H190V244H189ZM196 247L198 246V245H195ZM195 246H193V247H195ZM200 246H198L199 248H200ZM8 247V246H7ZM10 247V246H9ZM169 248V246L168 247H166V246H162V248ZM178 247V246H177ZM197 247V248H198ZM233 247V246H232ZM243 247V246H242ZM250 247V246H249ZM45 248H48L47 246L45 247ZM53 248V249H52ZM172 248H174V247H172ZM178 248H180V247H178ZM186 248H188V247H186ZM192 248V247H191ZM197 248H195L196 250H197ZM199 248H198V252H200L199 251ZM216 248H217V246H216ZM220 248V247H219ZM236 248V247H235ZM248 248V247H247ZM247 248H245L246 250H247ZM195 249H194V251H195ZM201 249V248H200ZM204 249V248H203ZM207 249H206V251H207ZM174 250H175V248H174ZM188 250V249H187ZM189 250H190V248H189ZM188 250V251H189ZM217 250H218V248L216 249V252H217ZM166 251V250H165ZM172 251H173V249H172ZM177 251V250H176ZM187 251V252H188ZM193 251V250H192ZM193 251V253H196V252H194ZM204 251V250H203ZM206 251H204V252H202V253H207ZM161 252H164V250L163 251H161ZM168 252V251H167ZM180 252V251H179ZM186 252V251H185ZM215 252V253H216ZM172 253V252H171ZM189 253V252H188ZM167 254V253H166ZM174 254H176V253H174ZM182 254V253H181ZM201 254V253H200ZM244 254V253H243ZM246 254V253H245ZM180 255V254H179ZM188 255V254H187ZM192 255V254H191ZM195 256L194 257H197L196 255L197 254H194ZM199 255V254H198ZM203 255V254H202ZM205 255H207V254H205ZM205 255L203 256V257H205ZM182 256V255H181ZM181 256H180V258H181ZM208 256V255H207ZM158 257V256H157ZM160 257H161V255H160ZM162 257H164L163 255H162ZM199 257V259H200V256H198ZM197 257V258H198ZM249 257V256H248ZM24 258H28V259H25L24 260ZM208 258V257H207ZM162 259V258H161ZM179 259V258H178ZM219 259V258H218ZM157 260V259H156ZM201 260V259H200ZM200 260H199V262H200ZM208 260V259H207ZM215 260V259H214ZM228 260V259H227ZM187 261V260H186ZM196 262H197V260H195ZM206 261V260H205ZM217 261V260H216ZM219 261H220V259H219ZM261 261V260H260ZM159 262H160V260H159ZM202 262V261H201ZM208 261H206L205 263H207ZM215 263V262H214ZM214 263H212V264H214ZM152 264H154L153 262H152ZM199 264V263H198Z\"/></svg>",
    "mask_w": 264,
    "mask_h": 264
}]
</instances>
